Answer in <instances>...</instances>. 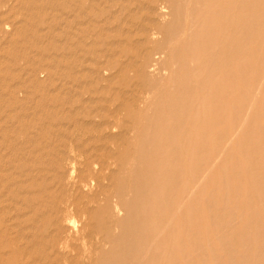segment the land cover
<instances>
[{
    "label": "rangeland",
    "instance_id": "1",
    "mask_svg": "<svg viewBox=\"0 0 264 264\" xmlns=\"http://www.w3.org/2000/svg\"><path fill=\"white\" fill-rule=\"evenodd\" d=\"M2 2H4L3 4H2V2H0L1 4H0V40H1V42L2 41H4L3 42V44H1V42H0V50H2V48H3V50L2 51H0V56L2 57H0L1 59H0V91H1V93H0V103H1V106H0V122L2 123V121H3V123H2V125L1 126H3L2 128H1V126H0V145L2 146V147H0V171L2 172V173H0L1 174V176H0V196L2 197V198H0L1 200H0V204H2V205H0V235H2V237L0 236V264H33V262L35 263V264H38V262H39V264H61V263H63V264H102V260H104V259H107L108 257L110 258L112 255H111V250H112V247L114 246V244H112V241L114 240V242L116 243V246H117V249H116V253H118V255L120 254V250L124 247V249H125V246H126V243L128 242V241H130L129 240V238H130V236H128V234H126V233H124V229L123 228H121V227H119V224H120V221H121V218H122V216L121 217H117V215H115L113 212V207H112V202H113V200H118L119 199V196H120V194H125L126 196H127V194H128V198L130 197V199H132V197L134 196V194L133 193H131V191H132V184H131V182L130 181H128L129 180V177L127 176V174H125V173H127L128 171H129V167H130V160H131V158H134V153L136 154V149H132L133 151L132 152H130V153H126V150H127V147H120V150H119V148H116L115 146H113V145H109V144H102V143H100V142H97V143H99V145L96 143V140L94 141V140H91L92 139V137L91 136H93V137H95L96 135L97 136H100L98 133L97 134H95L96 132V124L95 123H99V118L97 119V118H95V115H106V113L108 112L107 110H109L111 113L115 110L116 111V106L118 105V102L120 101V102H123V96H120L119 95V93L120 92H126L127 91V93H128V91L130 92V90H127V89H125V91H124V89L122 88V86H120L119 84H116V85H113V86H111L112 88H110L109 87V85L108 84H106L105 82H100V80H97V73L95 72L96 71V67L99 65V64H104V62H106V60H104V59H108L107 61H109V59H110V61H119V60H121V61H119V63H122V65H124V64H126V63H128V61H129V57H125V55H122V53L123 52H121V50H126L125 52H128V54L130 53V54H132L133 52H134V48H135V46L134 45H130V41L129 40H132L133 38V36H131V37H129V38H127V40H126V37H128V36H123V35H127V33H129V34H132V30H134L133 29V27H134V24L136 25V24H141V22L142 23H144L143 21H141V20H137V19H135V20H137L136 22L135 21H133L134 20V17L133 16H135L133 13H132V11L134 12V10H135V8L137 9V8H140L142 5H141V3L140 2H142L143 4H144V2L143 1H145V0H120L119 1V5H116L117 4V2H116V0H87L88 2H86L85 0H68L69 2H67V0H61V2L59 1V0H51V1H53V3L50 1V0H47V3H46V5L43 3V1H46V0H1ZM31 1H33V2H31ZM38 1H39V3H38ZM57 1H59L61 4H57ZM95 1V2H94ZM108 1V2H107ZM127 1H129V2H127ZM130 1L132 2V4L130 3ZM136 2L135 4H133L134 2ZM179 1H181V2H179ZM190 3L191 2H193L194 0H192V1H190V0H188ZM206 2V5H207V10L208 9H211L212 8V6L213 7H216L217 5H219V6H224V4L226 5L225 7H230V6H232V8L234 7V8H237L236 7V4H238V0H212V2H211V0L209 1V0H205ZM208 1V2H207ZM29 2V3H28ZM79 4V5H77V3ZM81 2V3H80ZM86 2V3H85ZM100 2V3H99ZM113 4H112V3ZM178 2H179V4H178ZM214 2H216V3H214ZM220 2V3H219ZM225 2V3H224ZM227 2V3H226ZM236 2V3H235ZM26 3H28V4H26ZM30 3H31V6H30ZM33 3V4H32ZM49 3V4H48ZM56 3V4H55ZM65 3V4H64ZM85 3V4H84ZM88 3V4H87ZM96 3H98V4H96ZM105 3V4H104ZM109 3V4H108ZM116 3V4H115ZM182 3V0H176V3H175V9L176 10H174V12H175V15H174V18L176 19V22H174L175 23V25H174V23L171 25V26H169V27H167V28H165V29H162V32H164L165 33V31H168V30H170V29H172L174 26V28H173V30H182L183 32L184 31H186V33L187 32H191V30L189 29L190 27H188V25H186V23L184 22V21H186V11H184L185 9H184V6H185V2L183 1V3ZM197 3H200V5L202 4V3H204L203 2V0H195L194 1V3H192L193 4V6L195 7V6H197ZM208 3V4H207ZM209 3L210 4H212L211 6L209 5ZM219 3V4H218ZM229 3V4H228ZM235 3V4H234ZM36 4H37V6H36ZM62 4H64V6H62ZM67 4H69V5H71L70 7H69V5H67ZM100 4H102V5H100ZM103 4H104V6H103ZM107 4H108V6H107ZM111 4H112V6L115 4V8H113L112 6H111ZM128 4V5H127ZM130 4V5H129ZM140 4V5H139ZM195 4V5H194ZM220 4H223V5H220ZM228 4V5H227ZM29 7H28V6ZM59 5V6H58ZM65 5H66V7H65ZM86 7H85V6ZM94 5V6H93ZM100 5V6H99ZM106 5V6H105ZM109 5L111 6V7H109ZM124 5H126L125 6V8H124ZM4 6V7H3ZM20 6H21V8H20ZM68 6V7H67ZM98 6V7H97ZM211 8H210V7ZM16 7L18 8V9H16ZM79 7V8H78ZM93 7V8H92ZM134 9H133V8ZM182 7H183V9H182ZM5 8V9H4ZM20 8V9H19ZM64 8H66V9H64ZM70 8H71V10H70ZM75 8V9H74ZM84 8H85V10H84ZM89 8H91L90 10H89ZM100 8V9H99ZM106 8V9H105ZM112 9V10H110V9ZM122 10H121V9ZM4 9V10H3ZM14 9V10H13ZM34 9V10H33ZM39 9V10H38ZM49 9V10H52V11H47V10ZM103 9H104V11H109L110 13H108V11L107 12H103ZM114 9V10H113ZM119 9V10H118ZM130 10V12H128L129 10ZM12 10V11H11ZM24 10V11H23ZM29 10V11H28ZM59 10H60V12H59ZM79 10V11H78ZM89 10V11H88ZM101 12H100V11ZM121 11V13H120V15H119V13H118V15H116L117 13H115V11L116 12H118V11ZM178 10H180V11H178ZM256 8L253 10V14L255 15V14H257V12H258V10H256ZM11 11V12H10ZM36 11V12H35ZM37 11H39L38 13H37ZM55 11L56 12H59V13H57L58 14V16L57 15H55ZM71 13H70V12ZM98 12L99 11V13H96V12ZM123 11V12H122ZM208 11H210V10H208ZM234 9L231 11V16L233 15V17L232 18H236L237 17V19H235L236 21H239V20H241V22H242V19H239V17L241 16V14H242V11H240V8H237V10L235 9V15H234ZM44 12H47L46 14H44ZM53 12V13H52ZM61 12H64V13H61ZM127 12V13H126ZM184 12H185V15H184ZM190 12H191V10H190ZM26 13H28V15L26 14ZM41 13V14H40ZM74 13H76L77 14V16H76V14H74ZM78 13H79V15H78ZM85 13V15H83ZM95 13V14H94ZM101 13H103V14H101ZM114 13V14H113ZM132 15V16H129L130 14ZM178 13V14H177ZM3 14V16H1ZM52 16H50V15ZM54 14V15H53ZM87 14L89 15H92V16H90L89 17V19L87 18L88 16H87ZM97 15L96 16V19H95V16L94 15ZM107 14V15H106ZM122 14H123V16H122ZM128 14V15H127ZM179 14H181V15H179ZM183 14V15H182ZM190 14V13H189ZM194 12L192 13L191 12V14L189 15V16H191V17H193L194 15ZM7 16V17H4V16ZM10 15V16H9ZM41 15V17H39ZM44 15V16H43ZM46 15V16H45ZM75 15V16H74ZM107 17H105V16ZM195 15H196V13H195ZM56 16V17H55ZM65 16V17H64ZM84 16V17H83ZM87 16V17H86ZM98 16H100V18L98 17ZM111 16V17H110ZM120 18H119V17ZM121 16L122 17H124V18H121ZM128 17V21L126 20V18ZM62 17V18H61ZM64 17V18H63ZM68 17V18H67ZM70 17H73V18H71V21H73L72 23L70 22ZM76 17V18H75ZM85 17H86V19H85ZM110 17V18H109ZM133 17V18H132ZM50 18V19H49ZM52 18V19H51ZM58 18H60L62 21L61 22H58V24H57V21L59 20ZM77 18H80V19H77ZM105 18V19H104ZM114 18L116 19V20H114ZM118 18V19H117ZM131 18H132V20H131ZM13 19V20H12ZM39 19V20H38ZM64 19H65V21H64ZM73 19V20H72ZM76 19V20H75ZM108 19V20H107ZM111 19V20H110ZM123 19H125L124 21H125V23L123 22ZM130 19V20H129ZM178 19V20H177ZM40 20H43V21H40ZM50 20V21H49ZM79 20V21H78ZM90 20L92 21V22H90ZM102 20V21H101ZM11 21V22H10ZM19 23H18V22ZM22 21H23V23H22ZM40 21V22H39ZM47 21H49L50 23H47ZM55 21V22H54ZM60 21V20H59ZM64 21V22H63ZM96 21V22H95ZM106 21V24L104 23ZM112 23H111V22ZM117 21V22H116ZM118 21H120V22H118ZM140 21V22H139ZM177 21H178V23H177ZM16 22V23H15ZM78 22V23H77ZM84 22H86V23H84ZM95 22V23H94ZM109 22V23H108ZM115 22H116V24H115ZM127 22V23H126ZM129 22V23H128ZM2 23V24H1ZM9 23H10V25H13L12 27H11V29L10 30H6L5 28H6V26L4 25V24H6V25H9ZM28 25H27V24ZM40 23V24H39ZM44 23H46L45 25H44ZM53 23V24H52ZM59 23H60V25H59ZM65 23H67L66 25H64ZM75 23H77V24H74ZM79 23H80V25H79ZM83 23V24H82ZM134 23V24H133ZM17 24V25H16ZM20 24V25H19ZM43 26H42V25ZM55 24V25H54ZM72 24V25H71ZM82 24V25H81ZM87 26H86V25ZM88 24H89V26L91 25V24H93V25H91L90 27H88ZM96 24V25H95ZM125 24V25H124ZM129 24V25H128ZM182 24V25H181ZM186 25V27H184L185 25ZM5 26V28H4V26ZM49 26L48 28H45V27H47V26ZM63 25V26H62ZM69 25V26H68ZM104 25V26H103ZM118 27V28H116V26ZM119 25V26H118ZM123 25V26H122ZM131 25H133V26H131ZM240 25V24H239ZM238 25V26H239ZM3 26V27H2ZM35 26V27H34ZM42 26V27H41ZM53 26V27H52ZM64 26L65 27H67V28H65L64 30H62L63 28H64ZM73 26H74V28H73ZM83 26H84V29H83ZM97 26V27H96ZM108 26V27H107ZM112 26H115V27H112ZM125 26H126V28H125ZM130 27V28H127V27ZM173 26V27H172ZM235 26L237 27V25L236 24H234V26H233V28H231V29H226V30H223L222 29V33H219V38H222L221 40L223 41V38L225 37V35L228 37V36H230L231 34H233V33H235ZM30 27V28H29ZM107 27V28H106ZM121 27V28H120ZM183 27H184V30H183ZM18 28V29H17ZM28 28H29V31H28ZM33 28V29H32ZM42 28V29H41ZM57 28V29H56ZM71 28V29H70ZM87 28V29H86ZM106 28V29H105ZM111 28L113 29V30H111ZM122 28H125V30H123V31H121L122 30ZM177 28V29H176ZM187 28V29H186ZM40 29H41V31H42V33L41 34H39L40 33ZM48 29V30H47ZM67 29V30H66ZM69 29V30H68ZM73 29V30H72ZM78 29H79V31H78ZM87 31H86V30ZM93 29V30H92ZM107 29H109L110 31L109 32H111V33H108V30ZM115 29V30H114ZM118 29H119V31H118ZM168 29V30H167ZM186 29V30H185ZM189 29V31H187ZM14 30V31H13ZM44 30H46L47 31V35H46V31H44ZM53 30V31H52ZM56 30H61L60 32H59V35H58V31H56ZM75 30V31H74ZM85 30V31H84ZM90 30V31H89ZM93 32H92V31ZM102 30H103V32H102ZM107 30V31H106ZM128 30H129V32H128ZM228 30V31H227ZM33 31V32H32ZM44 31V32H43ZM51 33H50V32ZM64 31V32H63ZM106 31V32H105ZM116 31H118V33H119V36H118V33H116ZM181 31V32H182ZM233 31V32H232ZM4 32V33H3ZM15 32V33H14ZM30 32V33H29ZM38 32V33H37ZM55 32H56V34H55ZM66 32V33H65ZM76 34H75V33ZM81 34H80V33ZM89 32V33H88ZM91 32V33H90ZM97 32H99L98 34H97ZM121 32V33H120ZM126 32V33H125ZM223 32H225V33H223ZM13 33V34H12ZM18 33H19V35H18ZM33 33V34H32ZM37 33V34H36ZM49 33V34H48ZM63 34L62 35V37H60L61 35L60 34ZM88 33V34H87ZM106 33H108V35L106 34ZM231 33V34H230ZM10 34V35H9ZM27 34V35H26ZM31 34V35H30ZM35 34V36H33ZM51 34V35H50ZM54 34H55V36H54ZM79 36H78V35ZM102 34H106L104 37L102 36ZM110 34H114L113 36L111 35L110 36ZM115 34H117V36H115ZM122 34V36L124 37H122V36H120ZM222 34H225V35H222ZM33 38H31L30 36ZM42 35V36H41ZM43 35H46V37L44 38L43 37ZM49 35V36H48ZM57 35V36H56ZM80 35L82 36V38H84V39H82L81 37H80ZM4 36V37H3ZM36 36H40V39L39 38H36ZM90 36V37H89ZM91 36H93V38L91 37ZM100 36V37H99ZM221 36H223V37H221ZM16 37V39H14ZM28 37V38H27ZM35 37V38H34ZM76 37V40L74 41H72V39H74ZM94 37H98V39L97 40H95V38ZM101 37H103L102 39H101ZM106 37V38H105ZM118 37V38H117ZM120 37V38H119ZM227 37H225V38H227ZM5 38V39H4ZM27 38V39H26ZM114 38V39H113ZM225 38H224V40H225ZM35 39V40H34ZM57 39H59V41L57 40ZM62 39V40H61ZM80 39V40H79ZM86 39H90L89 41L88 40H86ZM116 39V40H115ZM117 39H119V40H117ZM129 39V40H128ZM22 40V41H21ZM27 40H29V41H27ZM44 40H46V41H44ZM48 40V41H47ZM50 40V41H49ZM53 40H54V42H53ZM85 40V41H84ZM111 40V41H110ZM21 41V42H20ZM32 41H33V44H32ZM39 41L41 42V43H39ZM55 41H57V42H55ZM63 41V42H62ZM98 43H97V42ZM102 41V42H101ZM114 41H116V42H114ZM119 41V42H118ZM27 42V43H26ZM31 42V43H30ZM44 42V43H43ZM52 42V43H51ZM61 42V43H60ZM65 42V43H64ZM71 42V43H70ZM80 42V43H79ZM84 42H86V44L87 45H84ZM88 42V43H87ZM93 42V43H92ZM99 42H100V45H99ZM107 42H109V43H107ZM132 42V41H131ZM255 42V44H251L250 45V47L252 48V49H254L255 48V50L256 49H258L259 47V45H258V43L256 42V41H254ZM253 42V43H254ZM20 43V44H19ZM23 43H25V44H23ZM50 43V44H49ZM53 43H55V44H53ZM58 45H57V44ZM59 43H60V45H59ZM63 43V44H62ZM67 43V44H66ZM81 45V43H83V46H80L79 44ZM90 43H92L93 45H91ZM111 43H113V44H111ZM119 43H121V44H119ZM257 43V44H256ZM8 46H7V45ZM35 44H39L40 46H36ZM47 44H49L50 45V47L48 46L47 47ZM51 44H53V46L51 45ZM66 44V45H65ZM74 44V45H73ZM75 44H77V47L78 46H80L79 48H77L76 46H75ZM95 44V45H94ZM98 44V45H97ZM107 44H108V46H107ZM111 44V45H110ZM116 45L117 44V46H119L118 48H115V47H113L112 45ZM119 44V45H118ZM123 44V45H122ZM128 44V45H127ZM12 45V46H11ZM17 45H19V46H17ZM23 45V46H22ZM30 45V46H29ZM45 45V46H44ZM61 45H63V46H61ZM68 45V46H67ZM89 45H91V50H90V48H88L89 47ZM104 45V46H103ZM110 45V46H109ZM114 45V46H115ZM121 45V46H120ZM125 45V46H124ZM126 45H127V49H126ZM22 46V47H21ZM60 46V47H59ZM72 46V47H71ZM87 46V47H86ZM97 47L96 49L97 50H95V48L93 49V47ZM12 47V48H11ZM52 47H54V48H56V49H53ZM58 47V48H57ZM67 47H68V49H67ZM76 47V48H75ZM83 47V48H82ZM105 47V48H104ZM125 47V48H124ZM19 48H22V49H19ZM37 48V49H36ZM42 49V50H39V49ZM47 48V49H46ZM52 50H51V49ZM62 48V49H61ZM70 48V49H69ZM72 48H74L73 50H75V51H77L76 53H75V51L73 52H71V50H72ZM101 48V49H100ZM113 48H115V49H117V53H116V50L115 49H113ZM124 48V49H123ZM178 48H179V46H178ZM80 49V52L78 51ZM105 49V50H104ZM118 49L120 50L119 52H121V53H119L118 52ZM177 49V48H176ZM29 50V51H28ZM31 50V51H30ZM47 50V51H46ZM49 50V51H48ZM69 53H67L66 51ZM81 50H82V52H81ZM86 50V51H85ZM95 50V51H94ZM99 50V51H98ZM101 50V51H100ZM104 50V51H103ZM115 50V51H114ZM4 51V52H3ZM36 51V52H35ZM54 51H55V53H54ZM87 51H88V53H87ZM92 51H94V53L92 52ZM107 51V52H106ZM13 52V53H12ZM21 52V53H20ZM28 52H31V53H28ZM33 52V53H32ZM41 52V53H40ZM47 52V53H46ZM79 52V53H78ZM85 52V53H84ZM2 53V54H1ZM12 53V54H11ZM24 53V54H23ZM42 53H45V54H42ZM98 53V54H97ZM100 53V54H99ZM101 53H103V54H101ZM109 53V54H108ZM119 54V55H116V54ZM36 54V55H35ZM40 54V55H39ZM67 56H66V55ZM70 54H71V56H72V58L70 57L69 58V56H70ZM90 54V55H89ZM7 55V56H6ZM57 55V56H56ZM75 55V56H74ZM95 55V56H94ZM109 55H112V57L111 56H109ZM114 55H116V56H114ZM120 55H122L123 56V58L122 57H120ZM257 55H258V59H256V57H257ZM259 55H261V54H256L255 55V59H254V63H256L257 61H259L260 62V60H262V58H263V56L262 57H260ZM18 56V57H17ZM31 56V57H30ZM61 56V57H60ZM63 56H64V59H63ZM102 56H104V58L102 57ZM107 56V57H106ZM3 57H6V58H3ZM22 57V58H21ZM37 57H40V59L39 58H37ZM55 57V58H54ZM99 59H98V58ZM114 57V58H113ZM10 58H12V59H10ZM19 58V59H18ZM37 58V59H36ZM60 58V59H59ZM66 58H68V60L69 61H67V59ZM74 58H76V60H78V61H76ZM97 58V59H96ZM126 58V59H125ZM259 58H261L260 60H259ZM22 59V60H21ZM36 59V60H35ZM51 59V60H50ZM66 59V60H65ZM71 59V60H70ZM93 59V60H92ZM123 59H125V60H123ZM9 60V61H8ZM34 60V61H33ZM44 61V63H41V61ZM54 60V61H53ZM61 60V61H60ZM73 60V61H72ZM74 60L76 61V62H74ZM81 60V61H80ZM90 60V63H91V60L93 61L92 63V65L93 66H91V64L88 62V61ZM99 60H101V61H99ZM256 60V61H255ZM31 61V62H30ZM34 63H33V62ZM42 61V62H43ZM45 61H47V62H45ZM53 63H52V62ZM58 61H60V63H62V65H59L60 63L58 62ZM65 61H66V63H65ZM72 61V62H71ZM85 63H84V62ZM51 62V63H50ZM68 62V63H67ZM98 62V63H97ZM38 63V64H37ZM49 63H50V65H49ZM75 65H74V64ZM181 63H183V62H180L179 61V64L181 65ZM198 63L200 64V65H203L205 62H204V60H200V61H198ZM1 64H2V66H1ZM4 64V65H3ZM13 64H14V66H13ZM16 64V65H15ZM36 64V65H35ZM66 64V65H65ZM67 64H68V66H67ZM73 64V65H72ZM80 64V65H79ZM85 64V65H84ZM89 64V65H88ZM94 64L95 65H97L96 67L94 66ZM26 65V66H25ZM32 65H34L33 67H32ZM78 65H79V67H78ZM84 65V66H83ZM87 65V66H86ZM17 66V67H16ZM46 68H45V67ZM50 68H48V67ZM56 67V68H53V67ZM59 66V67H58ZM73 68H71V67ZM75 66V67H74ZM89 66H91V67H93V68H90ZM260 65H257L256 66V64H255V66L253 67V69H258V67H259ZM23 67V68H22ZM28 70H30V71H32L31 73L30 72H28L25 68ZM30 67V68H29ZM37 67H38V70H37ZM63 67V68H62ZM84 67V68H83ZM89 67V68H88ZM95 67V68H94ZM255 67H257V68H255ZM69 68H70V70L72 71H70L69 70ZM85 68H87V70H89V72H90V70H91V73H89L90 75L88 76V71H86V73H85V70L83 71V69H85ZM14 69H16V70H14ZM48 69V70H47ZM68 69V70H67ZM79 69L80 70H82V71H79ZM11 70V71H10ZM64 70H66L67 72H65ZM76 72H75V71ZM14 71H15V73H14ZM23 71V72H22ZM35 71V72H34ZM36 71H38V72H36ZM64 71V72H63ZM179 71V70H178ZM177 71V72H178ZM256 71V70H255ZM14 74H13V73ZM44 72H46L47 74H45ZM63 73V74H61V73ZM78 72V73H77ZM93 72H94V75H93ZM181 71H179L178 73H176V74H174L175 76V78L174 79H176L177 80V84H176V86H177V88L179 89V87H181V85H182V80H183V75L180 73ZM7 73H9L10 75L12 74V76H10V75H7ZM17 73V74H16ZM67 73H68V75H69V73H71L69 76H67ZM85 73V74H84ZM28 74V76H25V75H27ZM36 74V75H35ZM42 74V75H41ZM61 74V75H60ZM64 74H66V76L68 77H64ZM77 74H79V76L77 75ZM96 74V75H95ZM179 74V75H178ZM29 75H31V76H29ZM63 75V76H62ZM80 75L82 76V77H80ZM93 75V76H92ZM25 76V77H24ZM45 78H44V77ZM74 76V77H73ZM78 76V77H77ZM83 76H87V77H89L88 79H87V77H83ZM94 76H96V77H94ZM180 76V77H179ZM259 77L260 76V73H258V72H254V76H253V74H252V78H253V81L254 82H256L257 80H258V78H254V77ZM21 77V78H20ZM29 77V78H28ZM49 77V78H48ZM64 77V78H63ZM72 77V78H71ZM260 77H262V76H260ZM259 77V78H260ZM17 78V79H16ZM25 78H26V80H25ZM58 78V80L60 81V83L58 82V80H56ZM80 78H81V80H80ZM83 78V79H82ZM178 78V79H177ZM13 79H15V80H13ZM56 81H55V80ZM77 80L78 81V79L80 80V81H78V83H76L77 81H75V80ZM90 79V80H89ZM95 81H94V80ZM182 79V80H181ZM255 79V80H254ZM40 80H41V82H40ZM180 81V83H179V81ZM10 81V82H9ZM55 81V82H54ZM73 81H75V85H74V82ZM96 81H97V83H96ZM18 82V83H17ZM63 82V83H62ZM68 82H71V83H69L68 84ZM2 83V84H1ZM30 83V84H29ZM57 83V84H56ZM91 83H92V85H91ZM93 83H94V85H93ZM101 83V84H100ZM102 83H104V84H102ZM12 84H13V87H12ZM23 84V85H22ZM175 84V83H174ZM173 84V85H174ZM27 85V86H26ZM56 85V86H55ZM60 85V86H59ZM80 85L82 86H86L85 88L86 89H84L85 91H83V89H79L78 87H80ZM166 85V84H165ZM169 85V84H168ZM6 86V87H5ZM8 86V87H7ZM10 86V87H9ZM68 86H70V87H68ZM71 86H73V87H71ZM102 86V87H101ZM105 86V87H104ZM12 87V88H11ZM18 87V88H17ZM47 87H49V88H47ZM89 88V90H88V88ZM108 87V88H107ZM68 88V89H67ZM73 88H75V89H73ZM77 88H78V90H80V91H78V92H76V90H77ZM84 88V87H83ZM102 88V89H101ZM104 88H107L106 89V95H108L107 97L106 96H104L105 95V92L103 93V92H101V91H104L103 89ZM109 88H110V90H109ZM4 89V90H3ZM12 89V90H11ZM14 89V90H13ZM41 89V90H40ZM53 89H55V90H53ZM71 89H72V91H71ZM196 89V88H195ZM194 89V90H195ZM49 90V91H48ZM58 90H60V91H58ZM69 90V91H68ZM118 90V91H117ZM20 91H21V93H20ZM46 91V92H45ZM82 91V92H81ZM100 91V92H99ZM169 91H170V89H169ZM239 91H240V89H239ZM53 92V93H52ZM56 92L58 93L57 95H56ZM64 94L63 96H64V98H63V96H62V93ZM91 92H92V94H91ZM109 92V93H108ZM117 92H118V94H117ZM178 91H170L169 93H177ZM195 92L198 94V92L195 90L194 91V94H195ZM4 93H7V94H4ZM40 93V94H39ZM45 93V94H44ZM60 93H61V95H60ZM65 93H67L68 94V96L65 94ZM88 93V94H87ZM101 93H103V94H101ZM79 94V95H78ZM94 94H95V96H94ZM103 95V96H101V95ZM197 94H195V95H197ZM2 95H3V97H2ZM5 95H7V96H5ZM59 95V96H58ZM91 95V96H90ZM194 95V96H195ZM4 96H5V99H4ZM16 96V97H15ZM39 96V97H38ZM65 96H67L66 97V99H65ZM79 96V97H78ZM8 97V98H7ZM44 97V98H43ZM52 97L54 98V99H52ZM62 97V98H61ZM82 97V98H81ZM20 98H21V100H20ZM34 98V99H33ZM67 98H68V101H67ZM75 98H77V99H75ZM81 98V99H80ZM110 98V99H109ZM4 99V100H3ZM12 99V100H11ZM25 99H29V100H25ZM64 99V100H63ZM70 99V100H69ZM71 99H73V100H71ZM78 99H80V102L78 103ZM83 99V100H82ZM88 99V100H87ZM96 103L97 101V104H95L94 102H92V100ZM101 99L102 100H104V101H106V102H104V101H101ZM108 99V100H107ZM115 99V100H114ZM54 100V101H53ZM59 100V101H58ZM65 101L66 100V102H64L65 104H63V101ZM74 100L75 101H77V103L76 102H74ZM87 100V101H86ZM89 100H91L90 101V103H94V104H90V103H88L89 102ZM112 101L111 102V104H109V103H107L108 101ZM23 101H24V104H23ZM27 101V102H26ZM30 101V102H29ZM38 101V102H37ZM71 101H73V104H74V107H73V105H72V103H71ZM85 101H86V103H85ZM100 101L101 102H103V104L102 103H100ZM109 101V102H110ZM115 103H114V102ZM5 102V103H4ZM11 102H12V104H11ZM35 102V103H34ZM8 103V104H7ZM16 103H17V105H16ZM33 103H34V105H33ZM70 103V104H69ZM101 105H100V104ZM105 103V104H104ZM107 103V104H106ZM112 103H114V104H112ZM116 103H117V105H116ZM4 104V105H3ZM31 106H30V105ZM38 104H40V105H38ZM49 104V105H48ZM67 104V105H66ZM99 104V107L98 106H95V107H93L94 105H98ZM60 105V106H59ZM66 105V106H65ZM72 105V106H71ZM83 105H85L86 107H88V109L86 108V107H83ZM110 105V106H109ZM112 105H113V107H112ZM115 105V106H114ZM8 106V107H7ZM16 106H17V108H16ZM90 106H92V108H94V109H91L90 108ZM103 106V107H102ZM39 109H38V108ZM45 107H46V109H45ZM101 107H102V109H101ZM109 108V109H107V108ZM7 108V109H6ZM47 108H49V109H47ZM103 108L104 109H106V112L103 110ZM26 109H28V110H26ZM37 111H36V110ZM51 109H53V111L51 110ZM63 109H65V110H63ZM100 109V112H102L103 111V114L102 113H100L99 111H97V110H99ZM24 110H25V112H24ZM31 110V111H30ZM47 110V111H46ZM52 111V113H50L49 111ZM89 110H91V112L89 111ZM136 110H139V109H137L136 108ZM229 110V109H228ZM13 111V112H12ZM26 111H29V112H26ZM114 111V112H115ZM230 111H232V110H229V111H227V109H226V115H227V112H228V114H230ZM62 114V118L60 119V113ZM70 112H72V113H70ZM97 114H96V113ZM110 112H108V113H110ZM10 113H12V114H10ZM22 113V114H21ZM24 113V114H23ZM36 113H37V115H36ZM46 113L48 114V115H46ZM58 113H59V115H58ZM68 113V114H67ZM107 113V114H108ZM15 114V115H14ZM16 114H18V115H16ZM34 114V115H33ZM53 114V115H52ZM57 114V115H56ZM67 115V119L65 118V116ZM75 114V115H74ZM76 114H78V115H76ZM92 114H94V115H92ZM24 117H23V116ZM31 115V116H30ZM40 115V116H39ZM65 115V116H64ZM68 115H70V116H68ZM73 115V116H72ZM93 116V119H92V116ZM22 116V117H21ZM38 116H39V118H38ZM57 116H58V118H57ZM64 116V117H63ZM8 118V120H6L7 118ZM28 117V118H27ZM31 117V118H30ZM44 117V118H43ZM47 117V118H46ZM69 117H70V119H69ZM3 118H4V120H3ZM10 118V119H9ZM24 118V119H23ZM34 118H35V120H34ZM38 118V119H37ZM42 118L44 119L43 121H42ZM63 118H65V119H63ZM21 119V120H20ZM54 119V120H53ZM55 119H56V122H55ZM95 119H97V120H99V121H97V120H95ZM10 120V121H9ZM80 120V121H79ZM227 120H230V121H226V122H222L221 124L222 125H219V126H217V127H215L213 130H212V132H211V134H210V136H209V143H208V147L206 148V150L207 151H205V153L207 154V156L208 157H210V158H208L209 160L208 161H210L211 160V158L213 157H215L214 159H213V161L211 160L210 162H207L208 163V165H209V163H210V165L209 166H212V165H214V163L217 161L216 160V152L217 151H219V152H224L225 150H226V153H224V159L226 158V165L227 166H225L226 168L224 169V170H222L221 168V164H218L217 166H216V168L215 169H213V171L211 172V174L215 171V173L214 174H212V176H209V177H211L210 179H208L206 182V186H205V189H203V192L204 191H206L204 194H202V191L198 194V199H199V203L201 202L202 203V205H200V214H191V215H189V220H190V218H191V220L189 221L188 220V225L187 226H189V224H190V226L188 227V231L187 232H183L182 231V227H181V224H182V221H181V219H177L178 220V222H177V220L175 221V227H176V230H174V231H168V233H166V234H168V236L167 237H165L164 239H162V243H161V247H162V251H163V254L165 255H163L162 256V259L160 260V262L158 263V264H166V262H167V260H168V258L170 257V256H168V253H171V252H173V254H172V256L174 257V258H177V261H178V264H180V262H181V264H186V262H185V260H184V258H183V254H184V256H185V259H186V261H190V262H192V264H201L202 262L204 263H206V264H229V263H231V264H246V259H243L242 260V256H243V249H242V242H243V240L242 239H246L247 240V244L248 243H251L252 245H254V246H256V248H263V246H264V238L262 239V238H258L253 232H251L250 233V237H251V239H250V237H249V232H248V230H247V226L249 225V223L250 222H252L253 220H255L256 221V218L255 219H253V220H251V217H249V216H247L246 214L243 216V214H244V210H245V208H246V206H245V204H244V200L243 199H245L246 197H247V195H252V200H254L253 202H252V204H251V208L253 209V210H255L256 212H258L259 211V202H258V198L256 197V192H254L253 191V188L251 187V184L249 183V181H248V178L246 177V175H247V173L246 172H252L253 173V175L255 176V178L256 179H258V181H259V183H264V158H263V160H262V163H260L259 162V158L258 157H256L254 154H248L250 157H251V161H249V163H247L246 161V159L244 158V157H240L239 155H238V148L236 147V144H237V140H234V143L235 144H232L231 145V148H230V146H229V141L231 140V134L233 135L234 134V132L233 131H230V130H232V123H231V119H230V115H229V118L227 119ZM264 118H259L258 119V121H259V123H258V121H257V123H258V128L260 129V130H264ZM9 121V122H8ZM12 121V122H11ZM29 121H30V123H29ZM89 121V122H88ZM91 121V122H90ZM35 122V123H34ZM78 122V123H77ZM87 122V123H86ZM92 122H95V123H93L92 124ZM229 124H228V123ZM9 123V124H8ZM49 123V125H47ZM60 123V124H59ZM88 123H90V124H92V125H88ZM39 124V125H38ZM57 124V125H56ZM77 124V125H76ZM85 124H87L86 125V127H85ZM5 125V126H4ZM56 125V126H55ZM65 125V126H64ZM93 125H95V126H93ZM54 128H53V127ZM81 128H80V127ZM88 126V127H87ZM92 126V127H91ZM227 126V127H226ZM5 127V128H4ZM12 127H13V129H12ZM30 127V128H29ZM51 127V128H50ZM58 127V128H57ZM70 127H71V129H74V132H73V130L72 131H70V130H67V129H70ZM89 127H91V128H89ZM220 127V128H219ZM228 127H230V128H228ZM255 127H256V125H255ZM263 127V128H262ZM56 128H57V130H56ZM62 128V129H61ZM84 128H86V130L84 129ZM217 128H218V130H219V132H222V133H224V135L222 134V133H219V132H217L218 130H217ZM222 128V129H221ZM18 129V130H17ZM39 129V130H38ZM64 129V130H63ZM66 129V130H65ZM84 129V132L82 131ZM226 129H228L227 131L228 132H232L231 134L229 133L228 134V132L226 131ZM230 129V130H229ZM11 130V131H10ZM22 130V131H21ZM33 130H35V131H33ZM45 130V131H44ZM49 130H51L50 132H48ZM87 130H88V132H93L92 134H90V133H88L87 132ZM215 130H216V132H215ZM10 131V133L8 134V132ZM17 131V132H16ZM47 131V132H46ZM61 131V132H60ZM67 131V132H66ZM68 131H70V132H72L71 134H70V132H68ZM15 132V133H14ZM21 132V134H19ZM26 132V133H25ZM35 132H37V133H35ZM39 132V133H38ZM42 132V133H41ZM44 132V133H43ZM55 132V133H54ZM65 132H66V134H65ZM264 132V131H263ZM25 133V134H24ZM34 133V134H33ZM48 133V134H47ZM50 133V134H49ZM54 133V134H53ZM85 133V134H84ZM39 134L42 136H39ZM69 134H70V136H69ZM75 134V135H74ZM83 134H84V137L86 138V140H84L85 138L83 137ZM219 134H221L220 136H219ZM11 135H14V136H11ZM23 135V136H22ZM26 135H28V136H26ZM44 135V136H43ZM58 137H57V136ZM64 135V136H63ZM86 135V136H85ZM91 135V136H90ZM167 135V134H166ZM213 137H212V136ZM217 135V136H216ZM10 136V137H9ZM24 136H25V138H24ZM36 138H35V137ZM60 136V137H59ZM62 136V137H61ZM73 136H74V139H73ZM169 136H170V133H169V135H167V137L169 138ZM218 136H219V138H218ZM227 136H230V137H227ZM4 137V138H3ZM7 137V138H6ZM18 137V138H17ZM33 137V138H32ZM56 137V139H54ZM64 137V138H63ZM69 137V139H67ZM89 137H91V139L89 138ZM182 137V136H181ZM216 139H215V138ZM44 138H45V140H44ZM52 138V139H51ZM62 138V139H61ZM77 138H78V140H77ZM82 138V139H81ZM213 138V139H212ZM225 138H226V140H225ZM229 138H230V140H229ZM11 139V140H10ZM19 139V140H18ZM23 139V140H22ZM28 139V140H27ZM33 139V140H32ZM38 139H41V140H38ZM46 139H49V142H50V140H51V142L49 143L48 142V140H46ZM61 139V140H60ZM64 139V140H63ZM81 141H80V140ZM88 139V140H87ZM94 139V138H93ZM214 140V141H212V140ZM221 139V141L222 142H220L219 140ZM13 140V141H12ZM15 140V141H14ZM30 140V141H29ZM44 140V141H43ZM63 140V141H62ZM76 140L78 141V142H76ZM84 140V141H83ZM90 140L92 141V142H90ZM18 141V142H17ZM58 141V142H57ZM65 141V142H64ZM67 141H72L71 143H69V142H67ZM75 141V142H74ZM217 141H219V142H217ZM225 141V142H224ZM15 142L17 143V145H15V147H14V144H15ZM42 142H43V144H42ZM62 142H64L63 144H62ZM88 142H90L89 143V145H88ZM93 142H95L96 144H93ZM212 142H214V143H212ZM215 142H216V144H215ZM22 143H24V144H22ZM29 143V144H28ZM33 143V144H32ZM59 143V144H58ZM74 143H79V144H74ZM86 143V144H85ZM92 143V144H91ZM218 143H219V145H218ZM61 144H62V146H61ZM73 144V145H72ZM84 144L85 145H88L90 148H88V147H84ZM91 144V145H90ZM215 144V145H214ZM227 146H226V145ZM262 144L264 145V142L262 141ZM5 145V146H4ZM21 147H20V146ZM53 145H54V147H53ZM70 145H71V147H72V151L70 150L71 149V147H70ZM108 145V146H107ZM210 145V146H209ZM212 145H214V146H212ZM216 145H218V146H216ZM25 146V147H24ZM46 146V147H45ZM59 146H61L60 148H59ZM77 146V147H76ZM80 146V147H79ZM94 146V147H93ZM181 146H182V144H180V145H178L177 147H176V149H177V154H176V159H179L180 161H181V167H180V165H178V166H175L173 163H172V158H171V150L174 148V147H172V146H170V145H165V146H163V149L161 150V153H160V157H157V159L156 158H152L151 159V164L154 166V165H156L155 167H153V169H151L152 170V175H153V177H154V180H155V182H158L157 184L158 185H160L161 183L163 184L162 186L164 187L163 188V190H161V189H159L158 191H157V193L156 194H159V196H158V198H159V200L156 202V210H158L157 212H156V218L159 220V221H163L164 222V226L166 225V223H169L170 222V219L168 218L167 220H165V218L168 216V214H169V209H170V207H173V206H178L179 204H180V202H181V191H182V189L180 190V189H178V191H175L176 193H174V192H171V190H170V183H169V178L171 177V175L173 174L174 175V177L175 176H177L178 174H179V172H180V180H181V182H182V184L184 185H188L189 187H191L192 186V188H190V190H193L194 191V184L193 183H195L194 182V180H195V178H192V175H194V174H191L190 172H188V169H189V167H188V164H187V161H188V157H187V155H186V151L183 149V148H181ZM211 146L214 148V149H212L211 148ZM221 146H224L223 147V149H222V147ZM19 147L20 148H23L21 151L22 152H20L19 153V151H20V149H19ZM56 147V148H55ZM63 147V148H62ZM65 147V148H64ZM73 147H75V148H73ZM84 147V148H83ZM218 147V148H217ZM228 149H227V148ZM2 148H3V151H2ZM18 148V149H17ZM86 148V149H85ZM100 148H103L102 150H104V153H102L103 151L100 149ZM221 148V149H220ZM29 149V150H28ZM41 149V150H40ZM49 149H51V151H53V152H49ZM55 149V150H54ZM56 149H57V152H56ZM97 149V150H96ZM106 149H108V150H106ZM123 149V150H122ZM138 149V148H137ZM167 149V150H166ZM212 149V150H211ZM232 151H231V150ZM18 150V151H17ZM47 150V151H46ZM99 150H101L100 152H99ZM110 150V151H109ZM216 152H215V151ZM37 151L39 152V153H37ZM74 151V152H73ZM107 151H108V153H107ZM138 151V150H137ZM32 152H33V154H32ZM36 152V155L34 154ZM44 152V153H43ZM62 152H64L63 154L65 155H62V154H60V153H62ZM110 152V153H109ZM227 152H229V154L227 153ZM231 152V153H230ZM23 153V154H22ZM58 153V154H57ZM88 153V154H87ZM40 154H41V156H40ZM68 154V155H67ZM87 154V155H86ZM109 154V155H108ZM163 154H166V155H163ZM231 154V155H230ZM235 156H234V155ZM29 155V156H28ZM67 155V156H66ZM111 155V156H110ZM225 155H226V157H225ZM32 156V157H31ZM49 156H50V158H49ZM63 156L65 159H66V157H67V159L66 160H61V159H64L63 157L61 158V157ZM71 158H70V157ZM108 156V157H107ZM113 156H116V157H113ZM231 156H233V157H231ZM237 156H238V160L240 159V161H234V160H232V158L233 159H236L237 158ZM35 157H37V158H35ZM41 157V158H40ZM60 157V158H59ZM168 157V159L166 160V158ZM231 157V158H230ZM4 158V159H3ZM39 158H40V160H39ZM45 158V159H44ZM127 158H129V159H127ZM159 158L161 159H163V160H159ZM15 159H16V161H15ZM48 161H47V160ZM57 159V160H56ZM69 159V160H68ZM20 160V161H19ZM30 160V161H29ZM45 162H44V161ZM55 162H54V161ZM68 160V161H67ZM71 160V161H70ZM72 160H73V162H72ZM75 160V161H74ZM116 160V161H115ZM158 160H159V162H158ZM18 162V163H15V162ZM38 162V163H40L39 165H38V163H36V165L35 166H33L34 164L33 163H35V162ZM65 161H67V162H65ZM118 161V162H117ZM22 162H23V165H21L22 164ZM43 162V163H42ZM47 162V163H46ZM53 162V163H52ZM59 162V163H58ZM70 164H69V163ZM115 164H114V163ZM129 162V163H128ZM165 162H167V163H165ZM185 162V163H184ZM235 163V164H232V163ZM238 162V163H237ZM27 163V164H26ZM44 163H46V164H44ZM71 163H73V164H71ZM108 163V164H107ZM110 163V164H109ZM113 165H112V164ZM30 164H32V167H31V165ZM43 164L45 165V166H43ZM47 164H51V165H47ZM60 166V167H58V165ZM107 164V165H106ZM163 164H165V165H163ZM169 164H171V165H169ZM212 164V165H211ZM8 165V166H7ZM18 165H20V166H18ZM27 165V166H26ZM42 165V166H41ZM74 165V166H73ZM112 165V166H111ZM119 165V166H118ZM127 165V166H126ZM151 165V166H152ZM161 165V166H160ZM234 165V166H233ZM242 165V166H241ZM4 166L5 167H7V168H4ZM13 166V167H12ZM46 166H47V168H46ZM52 166V167H51ZM64 166V167H63ZM105 166H106V171H105ZM126 166V167H125ZM148 166H150V164L149 165H147V166H145V165H140L139 164V166L136 168V172L137 173H140V172H145L146 170H147V167ZM160 167V169L161 168H164L163 170H161V173H158L159 172V168L158 167ZM171 166H172V168H171ZM248 166V167H247ZM16 167H18V168H16ZM40 167V168H39ZM56 167H57V171H58V174H59V176L58 175H56ZM110 167V168H109ZM125 167V168H124ZM168 167H170V168H168ZM234 167H237L236 169L234 168ZM245 167V168H244ZM16 168V169H15ZM36 168V169H35ZM43 168V169H42ZM50 168V171L48 170ZM113 168V169H112ZM167 168V170H165ZM233 168V169H232ZM249 168H252V169H249ZM5 169H7V171H4ZM8 169H10V172H9V170ZM15 169V170H14ZM24 169H25V171H24ZM26 169H28L27 171H26ZM39 169V170H38ZM46 169V170H45ZM115 169V170H114ZM127 170L128 169V171H125V170ZM157 169H159V170H157ZM171 169H173V170H171ZM227 169V170H226ZM12 170H14V171H12ZM20 172H18V171ZM21 170V171H20ZM45 170V171H44ZM103 172H102V171ZM108 170V171H107ZM171 170V171H170ZM181 170H184V172L182 173L181 172ZM17 171V172H16ZM31 171H34L35 172V174L32 172L31 173ZM44 171V172H43ZM100 171H101V173H100ZM116 171H117V173H116ZM165 173H163V172ZM228 171V172H227ZM4 172V173H3ZM31 173V174H29V173ZM46 172V173H45ZM51 172V173H50ZM52 172H54V173H52ZM118 172H119V174H123L122 172H124V175H118ZM225 172V173H224ZM234 172V173H233ZM237 172V173H236ZM10 173V174H9ZM14 173V174H13ZM22 173V174H21ZM27 173H28V175H27ZM39 173V174H38ZM116 173V174H115ZM190 173V174H189ZM238 173H239V177H238ZM4 174V175H3ZM7 174V175H6ZM16 174V175H15ZM55 174V175H54ZM73 174V175H72ZM99 174V175H98ZM104 174V175H103ZM149 174H151V171L149 172ZM160 174V175H159ZM163 174V176H161ZM210 174V175H211ZM226 174V175H225ZM9 175H11V179H10V176ZM25 175H27L26 176V179H25V181L23 180L24 179V177L23 176ZM101 175V176H100ZM115 175V176H114ZM220 175H221V177H220ZM29 176H31L30 178H29ZM32 176H33V178L35 177V179H33L32 178ZM55 176H58V178L59 177H61L60 179H64L65 180V182H64V180L62 181V180H60V179H58L57 177L55 178ZM96 176H99L100 177V179H99V177H96ZM127 176V177H126ZM135 176V178H136V180L138 179V175H134ZM166 176H168V177H166ZM230 176H231V182H232V180H233V182L230 184V181H229V183H228V179L230 178ZM234 176H236V177H238V178H235ZM9 177V178H8ZM13 177H15V178H13ZM18 177H19V179H18ZM39 177V178H38ZM188 177H189V179H188ZM193 177H195V175L193 176ZM28 178V179H27ZM43 178V179H42ZM67 178H68V180H67ZM70 178V179H69ZM96 178H98V179H96ZM110 180H108V179ZM112 178V179H111ZM222 180H221V179ZM223 178H224V180H226L227 181V183H228V188H230V189H224L223 188V182H224V180H223ZM22 179V180H21ZM30 179V180H29ZM32 179V180H31ZM36 179H38L39 180V182H37V180ZM45 179H46V181L49 179H54V181L52 180H50V182H46L45 181ZM211 179H213V180H215L214 182H210V181H212ZM216 179H217V181H216ZM236 179H237V181H236ZM9 180V181H8ZM34 180H36V181H34ZM48 180V181H49ZM56 180H57V182L59 181H61L60 183L58 182H56ZM163 180V181H162ZM166 180H168V181H166ZM186 180V181H185ZM191 180H193L192 181V184H191ZM210 180V181H209ZM221 180V181H220ZM1 181H2V183H1ZM9 182V184H7L6 182ZM29 181V182H28ZM34 181V182H33ZM42 181H44V186H45V188H42V187H44V186H41V188H40V185H43V184H41L40 182H42ZM70 181V184H68V182ZM84 181H86L85 183H84ZM97 181V182H96ZM99 181V182H98ZM117 181V182H116ZM166 181V182H165ZM219 181V182H218ZM223 181V182H222ZM244 181V182H243ZM258 181H257V183H258ZM20 182V183H19ZM32 184H34V185H32ZM46 182V183H45ZM82 182V183H81ZM160 182V183H159ZM185 182H187V183H185ZM215 182H217V184L215 183ZM220 182H221V184H220ZM239 183V184H237V183ZM240 182H242L243 184H244V186H242L243 184L242 183H240ZM19 185H18V184ZM22 183H25V184H22ZM28 185H27V184ZM38 183H40V184H38ZM80 183H81V185H80ZM95 184V186H93L92 188H90L89 187V184ZM125 183V184H124ZM130 183V184H129ZM167 183V184H166ZM169 183V184H168ZM210 183H211V185H210ZM214 183V184H213ZM236 184V186L237 187H239L240 189V191H242L243 192V194L241 193V192H239V193H241L240 194V198H242V200H240V199H237L236 198V196H235V194H236V191H234L237 187L235 186V184ZM11 184V185H10ZM13 184V185H12ZM36 184V185H35ZM85 184H86V186H85ZM98 184V185H97ZM100 184H102L101 185V187H100ZM234 184V185H233ZM2 185V186H1ZM15 185V187H13ZM191 185V186H190ZM220 185V186H219ZM232 185L235 187V189H234V187H233V189H232ZM246 185V186H245ZM248 185V186H247ZM21 187H23V188H21V189H24V192L22 191V190H20V188ZM27 186V187H26ZM58 187V188H56V187ZM71 186V187H70ZM105 186V187H104ZM210 186V187H209ZM216 186V187H215ZM217 186H219L218 188H217ZM17 187H18V189L20 190H18L17 189ZM25 187V188H24ZM35 187V188H34ZM39 187V188H38ZM49 187V188H48ZM54 187V188H53ZM72 187H73V189H72ZM121 187V188H120ZM127 187V188H126ZM159 187V186H158ZM244 187V188H243ZM247 187V188H246ZM9 188V189H8ZM32 188V189H31ZM47 188H48V191H46L47 190ZM53 188V189H52ZM55 188H56V190H55ZM80 189V190H78V189ZM84 188H87V189H84ZM98 188V189H97ZM108 190H107V189ZM120 188V189H119ZM149 187H147L146 189H148ZM211 188V189H210ZM213 188V189H212ZM221 190H220V189ZM3 190V193H2V190ZM4 189H5V191H4ZM18 190L17 192H16V190ZM40 189H42V191L40 190ZM105 189V190H104ZM122 189V192H120V190ZM242 189H244V190H242ZM39 190V191H38ZM52 191V190H55V191H53V192H50V191ZM71 190L73 191V192H71ZM82 190L84 191L83 193H84V195H83V193H82ZM99 190H101L100 192H99ZM125 190H127V191H125ZM165 190V191H164ZM180 190V191H179ZM217 190H219L220 191V193L222 192V193H224L225 195H227V192H228V194H230L231 196H227V197H229V198H227L228 200H229V202L228 201H223V200H225L226 198V196L225 195H223L222 196V193L220 194L219 193V191H218V194H217ZM247 190H249V191H247ZM7 191V192H6ZM9 191H11L10 192V194H8L9 193ZM59 191V192H58ZM65 191V192H64ZM79 191V192H78ZM159 191H162V194H161V192H159ZM233 191V192H232ZM20 192H23V193H20ZM26 192H28V193H26ZM31 192V193H30ZM46 192H48L49 194H50V196H49V194L47 193L46 194ZM153 192H154V190H153ZM246 192V193H245ZM2 193V194H1ZM5 193V194H4ZM14 193V194H13ZM20 193V194H19ZM27 195H26V194ZM30 193V194H29ZM34 193H35V197H34ZM54 194V197H53V195L52 194ZM55 193H57L56 195L57 196H55ZM103 193V194H102ZM155 193V192H154ZM209 193V194H208ZM210 193H212L211 195H210ZM218 195H216V194ZM7 194H8V196H7ZM12 194V195H11ZM18 194V195H17ZM25 194V195H24ZM37 194V195H36ZM180 194V195H179ZM219 194H220V199H219ZM10 195V196H9ZM16 195V196H15ZM22 196V198H21V196ZM31 195L34 197H32L31 198ZM41 195V196H40ZM59 195H61V196H63V197H60ZM81 195V196H80ZM100 195L102 196L101 198H100ZM105 195V196H104ZM119 195V196H118ZM164 195V196H163ZM203 195V196H202ZM205 195V196H204ZM209 195H210V197H209ZM237 195V194H236ZM243 195V196H242ZM6 196V197H5ZM12 196V197H11ZM16 198H15V197ZM25 196H26V199H25ZM30 196V198H28ZM79 196V197H78ZM105 198H104V197ZM108 196V197H107ZM117 196V197H116ZM162 196V197H161ZM176 196V197H175ZM213 196H214V199H216V201L214 200V202H212V204H211V206L210 207H217L215 210H216V212L214 211V213H216L215 215L217 216V220H218V223H219V221L221 220V218L223 219V218H225V219H223V221H221V223H220V225H218V224H216L215 225V223L213 222V220H211V218L213 217V215H212V217H211V211L209 210L210 209V207H208V203H207V201L212 197L213 198ZM238 196V195H237ZM242 196V197H241ZM5 198V200L7 201H5L4 200V198ZM18 197V198H17ZM82 197V199H80ZM88 197V198H87ZM178 197V198H177ZM209 199H208V198ZM231 197V198H230ZM244 197V198H243ZM7 198V199H6ZM14 198V199H13ZM67 198V199H66ZM97 200H96V199ZM100 198V199H99ZM116 198V199H115ZM161 198H163V200L161 199ZM222 198H223V200H222ZM12 199V200H14V202H12V201H10V200ZM16 199V200H15ZM19 199V200H18ZM23 199H25L24 201H23ZM41 199V200H40ZM47 199V200H46ZM63 199V200H62ZM66 199V200H65ZM90 199V200H89ZM93 199H94V201H93ZM112 199V200H111ZM202 199H203V201H202ZM205 199V200H204ZM207 199V200H206ZM233 200V202L231 201V200ZM5 202H4V201ZM26 200L28 201V203L26 202ZM31 200V201H30ZM35 200H37V201H35ZM45 200V201H44ZM67 200H69V202H67ZM212 201H213V199H211ZM240 200V201H239ZM17 201H20V202H17ZM40 201V202H39ZM49 201V202H48ZM89 201H92V202H89ZM102 201V202H101ZM10 202H12V206H11V203ZM32 203V206H31V204L30 205H27V204H29V203ZM46 202V203H45ZM215 202L217 203V204H215ZM218 202H219V204H218ZM221 202V203H220ZM226 202H228V203H226ZM241 202V204L239 205V203ZM5 203H6V205H8V206H6L5 205ZM17 204V206H19V207H21V208H17V206H16V204ZM33 203H34V205H33ZM43 203H44V205H43ZM47 203H49V204H47ZM88 203H91V204H88ZM95 203V204H94ZM98 203V204H97ZM101 203H105L104 205L103 204H101ZM232 203V204H231ZM255 203H256V205H255ZM15 204V205H14ZM22 204V205H21ZM108 204V205H107ZM204 204V205H203ZM207 204V205H206ZM213 204H215V206H213ZM220 204H223V205H227L226 206V210L225 209H223V206L222 205H220ZM236 204L238 205L237 207L238 208H236ZM5 205V206H4ZM39 207H38V206ZM45 205H48V206H45ZM53 205V206H52ZM61 205H62V208H61ZM72 205V206H71ZM88 205H92V207H95V211H94V208H92V207H88ZM103 205V206H102ZM157 205H159L158 207H157ZM166 205H168V206H166ZM206 205V206H205ZM234 205H235V207H234ZM243 205V206H242ZM15 206V207H14ZM24 206H26V207H24ZM35 208H34V207ZM44 206V207H43ZM68 206H70V207H68ZM102 206V207H101ZM218 206H220V207H218ZM224 206V207H225ZM228 206H229V208H228ZM257 206V207H256ZM6 207H7V210H6ZM13 207V208H12ZM47 207V208H46ZM50 209H49V208ZM53 207V208H52ZM100 207V208H99ZM104 207V208H103ZM221 207H222V210H220L221 209ZM231 207V208H230ZM232 207H234L233 208V210L234 211H232ZM241 208V210H240V208ZM256 207V208H255ZM25 208H27L28 210H26ZM51 208H52V210H51ZM159 208V209H158ZM169 208V209H168ZM206 208V209H205ZM207 208H208V210L210 211V214H209V212H207ZM219 208V210L217 211V209ZM4 209V210H3ZM10 209V210H9ZM13 209H14V211H13ZM16 209H18V210H16ZM34 209V210H33ZM39 209V211H37ZM43 209V210H42ZM64 211H63V210ZM90 209H92V210H90ZM99 209V210H98ZM203 209V210H202ZM237 209V210H236ZM257 209V210H256ZM36 210V211H35ZM41 210H42V212H41ZM46 210H48V211H46ZM62 210V211H61ZM78 210V211H77ZM206 210V211H205ZM7 211V212H6ZM12 211V212H11ZM45 211V212H44ZM58 211H60L59 213H58ZM90 213H89V212ZM93 211L94 212H96L97 211V213H98V216H94V217H92V213H93ZM232 211V212H231ZM5 212V213H4ZM14 212V213H13ZM19 214H18V213ZM21 212V213H20ZM28 212H30L29 214L30 215H32V214H35V215H33V217H31L29 214H28ZM48 212L50 213V214H53V215H48ZM64 212H66V213H64ZM88 212V213H87ZM161 212V213H160ZM204 212H206V214L204 213ZM223 212V213H222ZM225 212H227V213H225ZM229 212V213H228ZM233 212H234V217H235V219H234V217H233ZM4 213V214H3ZM59 215H58V214ZM63 215H62V214ZM80 213V214H79ZM107 213V214H106ZM219 213V214H218ZM25 214H27L26 216V218L28 219H24L25 218ZM46 214V215H45ZM83 214H84V216H83ZM87 214V215H86ZM88 214H89V216H88ZM114 214V215H113ZM167 214V215H166ZM204 214V215H203ZM220 214H222V215H220ZM228 214V215H227ZM7 215V216H6ZM20 215H21V218H20ZM22 215H23V217H22ZM55 215V216H54ZM123 215H125V214H123ZM208 217H207V216ZM219 215H220V217H219ZM224 215H226V216H224ZM242 215V216H241ZM13 216V217H12ZM47 216V217H46ZM51 216H52V218H51ZM59 216H61V217H59ZM63 216V217H62ZM66 216H68V217H65ZM114 216V217H113ZM210 216V217H209ZM223 216V217H222ZM227 216H229V218H227ZM232 216V217H231ZM6 217L8 218L7 220H6ZM12 218V219H10V218ZM19 219H18V218ZM54 217V218H53ZM71 217V219L69 220V218ZM90 217V218H89ZM92 217V218H91ZM124 217V216H123ZM162 217V218H161ZM207 217V220L206 219H204V218H206ZM218 217L220 218V220L218 219ZM242 217V218H241ZM5 218V219H4ZM17 219V221L15 222V220ZM43 218V219H42ZM46 218V219H45ZM47 218H49V220L47 219ZM64 219V220H62V219ZM231 218V219H230ZM237 218V219H236ZM239 218H241V219H239ZM4 219V220H3ZM23 220V221H20V220ZM42 219V220H41ZM55 219V220H54ZM89 219V220H88ZM95 219V220H94ZM250 219V220H249ZM11 220V221H10ZM30 220V221H29ZM41 220V221H40ZM47 221V223H46V221ZM60 220V221H59ZM73 220V221H72ZM77 220V221H76ZM198 220L200 221V223H201V225H200V228H198L197 226H196V224H197V222H198ZM209 220V221H208ZM228 220V221H227ZM237 222H236V221ZM244 220V221H243ZM37 221V223L39 224H36L35 222ZM39 221V222H38ZM62 221V222H61ZM74 221H76V222H74ZM167 221V222H166ZM203 221H205V222H203ZM208 221V222H207ZM211 221L213 222L212 224H214L215 226H213V225H211ZM224 221H225V224H224ZM3 222H5L4 224H3ZM12 222V223H11ZM41 222V223H40ZM42 222H44V223H42ZM73 222V223H72ZM92 222V223H91ZM196 222V223H195ZM232 222H235V223H232ZM248 222V223H247ZM56 223V224H55ZM69 225H68V224ZM74 223H76L75 225H74ZM78 223V224H77ZM97 223V224H96ZM105 225H104V224ZM206 223V224H205ZM223 223V224H222ZM244 223V224H243ZM16 224V225H15ZM19 224H20V226H19ZM40 224H41V226H40ZM44 224H46L45 226H43ZM63 224V225H62ZM71 224V225H70ZM94 224V225H93ZM14 227H13V226ZM18 225V226H17ZM28 225H30V226H28ZM38 225V226H37ZM57 225H59V228H58V226ZM77 225V226H76ZM177 225V226H176ZM208 225H209V227H208ZM227 225H228V227H227ZM229 225H230V227H229ZM17 226V227H16ZM24 226H26V227H24ZM31 226L33 227L32 229L34 230V228H35V231H34V233H33V230L32 229H29V228H31ZM75 226V227H74ZM92 226H93V228H92ZM112 226V227H111ZM205 226H207V227H205ZM12 227V228H11ZM23 227V228H22ZM29 227V228H28ZM57 227V228H56ZM19 229V228H21L20 230H17V229ZM24 228H26V229H24ZM27 228H28V232H27ZM43 228H45V229H43ZM55 228V229H54ZM92 228V229H91ZM95 228V229H94ZM102 228H103V230H102ZM110 228H111V230H110ZM207 228L209 229V230H211V232L212 231H214V232H210V236H209V233L207 234V232H209V230H207ZM223 228H225L226 230H224V233L222 232L223 231ZM11 229H12V231H11ZM22 229H24L23 231H22ZM36 229H38L37 231H36ZM42 229H43V231H42ZM62 229V230H61ZM64 229V230H63ZM107 229H109L108 231H107ZM117 229V230H116ZM216 229H217V231H216ZM219 229H220V231H219ZM17 230V231H16ZM26 230V231H25ZM40 230V231H39ZM49 230V231H48ZM106 232H105V231ZM190 230H193V231H190ZM228 230V231H227ZM25 231V232H24ZM30 231V232H29ZM31 231H32V233H31ZM44 231H47L46 233L44 232ZM55 231V232H54ZM68 232V233H66V232ZM112 231V232H111ZM181 231V232H180ZM198 231V232H197ZM207 231V232H206ZM238 231H240V232H238ZM13 232V233H12ZM27 232V233H26ZM36 232H37V234H36ZM52 232H54V234L52 233ZM60 232V233H59ZM127 232H128V229H127ZM171 232V233H170ZM204 232V233H203ZM221 232V233H220ZM228 232V233H227ZM3 233V234H2ZM14 233L15 234H17V235H14ZM21 233V234H20ZM50 233H51V236H50ZM174 233V234H173ZM227 233V234H226ZM230 233V234H229ZM5 234V235H4ZM32 234H34L35 235V237L32 235ZM45 234V235H44ZM62 234H64V235H62ZM177 234V235H176ZM182 234V235H181ZM192 234H193V236H192ZM218 234V235H217ZM222 234V235H221ZM8 235V236H7ZM22 235V236H21ZM29 236L28 238L26 237V236ZM32 237H31V236ZM59 235H61V237L59 236ZM172 235H173V237H172ZM203 235V236H202ZM220 235V236H219ZM225 236V238H226V240H227V242L229 243V241L231 242V244H230V251H231V254H234V257H235V259L233 258V260L235 261L234 263H232L231 262V259H230V257H228L229 255H227L228 253L222 248V241H218L217 239H221V237L222 236ZM20 238H19V237ZM24 236V237H23ZM41 236V237H40ZM68 238H66V237ZM169 236H171V237H169ZM183 237V239H184V241H183V239H182V237ZM205 236V237H204ZM208 236V237H207ZM216 236H217V238H216ZM16 237V238H15ZM25 237H26V239H29V240H25ZM47 237V238H46ZM58 237H60V238H58ZM114 237V238H113ZM174 237H176V239L174 240L173 238ZM195 237V238H194ZM234 237L236 238V239H234ZM23 238V239H22ZM40 238H41V240H40ZM50 238H52V239H50ZM55 238V239H54ZM65 238V239H64ZM169 238V239H168ZM182 240H181V239ZM202 238V239H201ZM203 238H205V239H203ZM229 238V239H228ZM241 238V239H240ZM31 239V240H30ZM33 239V240H32ZM48 239V240H47ZM57 239H58V241L60 242H62V244H61V242L60 243H58V241H57ZM67 239V240H66ZM168 239V240H167ZM248 239H250L249 240V242H248ZM7 240V241H6ZM24 240V241H23ZM35 240V241H34ZM63 240V241H62ZM128 240V241H127ZM177 240V241H176ZM205 240V241H204ZM211 240V241H210ZM236 240V241H235ZM2 241V242H1ZM16 241V242H15ZM18 241V242H17ZM19 241H20V243H19ZM22 241V242H21ZM29 241H31V243L28 242ZM32 241L34 242V244H32ZM44 241V242H43ZM49 241H50V243H52V244H50L49 243ZM215 241V242H214ZM258 241V242H257ZM7 242V243H6ZM25 242V243H24ZM66 242V243H65ZM70 242V243H69ZM169 242V243H168ZM207 242L209 243V244H207ZM241 242V243H240ZM22 243V244H21ZM35 243H37V244H39V245H37V244H35ZM177 243V244H176ZM181 243V244H180ZM182 243H184V246L182 247ZM197 243H198V246H199V248L201 249V251H200V253L198 254V253H196V252H194V250H196V245H197ZM214 243H215V245H214ZM218 245H217V244ZM263 243V244H262ZM19 244V245H18ZM21 244V245H20ZM26 244H28V247H29V249H28V247H26ZM49 244V245H48ZM53 244H55V245H53ZM59 244H61V245H59ZM176 244V245H175ZM258 244V245H257ZM14 245V246H13ZM25 245V246H24ZM30 245V246H29ZM44 245V246H43ZM52 245V246H51ZM63 245V246H62ZM65 245V246H64ZM67 245V246H66ZM166 245V246H165ZM202 245V246H201ZM205 245L207 246V248L205 247ZM220 245H221V247H220ZM3 246H4V248H3ZM24 248H23V247ZM35 246V247H34ZM38 246V247H37ZM43 248H42V247ZM61 246L63 247V248H61ZM165 246V247H164ZM191 246V247H190ZM259 246H261V247H259ZM48 248V250H47V248ZM59 247V248H58ZM209 247H210V249H209ZM215 247H217L216 249H215ZM14 248H15V250H14ZM23 248V249H22ZM31 248V249H30ZM42 248V249H41ZM64 248H66V250L64 249ZM183 248V249H182ZM205 248V249H204ZM236 248V249H235ZM1 249H3V250H1ZM8 249H10L9 251H8ZM26 249V250H25ZM34 249V251H32ZM52 249V250H51ZM193 249V250H192ZM211 249H212V251H211ZM232 249V250H231ZM28 250L30 251V252H28ZM36 250V251H35ZM51 250V251H50ZM65 250V251H64ZM97 250V251H96ZM167 250V251H166ZM182 250V251H181ZM208 250V251H207ZM236 250H237V252H236ZM239 250V251H238ZM16 251V252H15ZM40 251V252H39ZM57 251V252H56ZM63 251V252H62ZM219 252L218 254L220 255H218L217 253H215V252ZM36 252L38 253V255L40 256H38L37 254H36ZM48 252H50V253H48ZM56 252V253H55ZM61 252V253H60ZM67 252V253H66ZM103 252V253H102ZM168 252V253H167ZM192 252V253H191ZM204 254H203V253ZM3 253H5V254H3ZM9 253V254H8ZM11 253V254H10ZM28 253V254H27ZM109 253H110V256H109ZM182 253V254H181ZM191 253V254H190ZM195 253H196V255H195ZM207 253V254H206ZM214 253V254H213ZM25 254H27V255H30L31 256V254H32V256H31V258L32 259H30V256L27 258V256L25 255ZM35 254V255H34ZM56 254V255H55ZM202 254V255H201ZM209 254V255H208ZM212 254H213V256L214 257H212ZM225 254V255H224ZM238 254V255H237ZM241 254V255H240ZM8 255H10V257L8 256ZM12 255V256H11ZM25 255V256H24ZM53 257H52V256ZM59 255H60V257H59ZM193 255V257L194 258H192V257H189V256H192ZM198 255V256H197ZM207 255V259H206V256ZM218 255V256H217ZM240 255V256H239ZM57 257V260L54 258V257ZM61 256H62V258H61ZM67 256V257H66ZM90 256V257H89ZM4 257H6V259H7V257H8V259L6 260ZM21 257V258H20ZM203 257V258H202ZM208 257H209V259H208ZM12 258H14L13 260H12ZM34 258H35V260L37 261H35L34 260ZM39 259V260H37V259ZM45 260H44V259ZM54 258V259H53ZM213 258H215V260L213 259ZM217 258H218V260H217ZM25 259H27L28 261L26 262V260ZM30 259V260H29ZM63 259H65V260H63ZM179 259V260H178ZM43 260H44V262H43ZM56 260V261H58V262H54V261ZM184 260V261H183ZM205 260V261H204ZM241 260H242V262H241ZM7 261V262H6ZM11 261V262H10ZM12 261H13V263H12ZM48 261V262H47ZM51 261H53L52 263H50ZM64 261V262H63ZM196 263H195V262ZM210 261V262H209ZM229 261V262H228ZM22 262V263H21ZM25 262V263H24ZM30 262V263H29ZM66 262V263H65ZM217 262H220V263H217ZM239 262V263H238ZM244 262V263H243ZM248 262V261H247ZM264 262V251H263V253H262V256H261V258H260V263L262 264ZM247 264H252V261L251 262H248Z\"/></svg>",
    "mask_w": 264,
    "mask_h": 264
},
{
    "label": "bare ground",
    "instance_id": "2",
    "mask_svg": "<svg viewBox=\"0 0 264 264\" xmlns=\"http://www.w3.org/2000/svg\"><path fill=\"white\" fill-rule=\"evenodd\" d=\"M22 1V0H21ZM40 1V0H39ZM39 1H38V3H39ZM43 1V0H42ZM51 1V0H50ZM55 1V0H54ZM60 2H61V0H59ZM59 1H57V4L59 3V4H61ZM73 1V0H72ZM86 2H88L87 0H85ZM91 1V0H90ZM111 1V0H110ZM113 1V0H112ZM119 1L120 0H116V2H117V4L116 5H119ZM178 1V0H177ZM183 1L186 3L185 4V6H184V11H186V15H185V12H184V15L186 16L185 18H186V21H184L185 23H186V25H188V27H190L189 29L191 30V32L189 31V29L187 30V31H189V32H187L186 33V31H180V30H173V28L175 27H173L172 29H170V30H168V31H165V33L164 32H162V29H165V28H167V27H169V26H171L174 22H176V17L174 18V15H175V12H174V10H176L175 9V3H176V0H145V1H143L144 2V4L142 3V2H140L141 3V7L140 8H135V10H134V12L132 11V13L135 15V16H133L134 17V20L133 21H137V20H141V21H143L144 23H142L141 22V24L139 23V24H134V27H133V29L134 30H132V34H129V33H127V35H123V36H128V37H126V40H127V38H129V37H131V36H133L132 38V40H129L130 41V45H134L135 46V48H134V52L132 53V54H128V52H125L124 50H121V52H123L122 53V55H125V57H129V61H128V63H126V64H124V65H122V63H119V61H121V60H119V61H110V59H109V61H107L108 59H104V60H106V62H104V64H99L98 66L97 65H95L94 64V66L97 68L96 69V73H97V80H100V82H105L106 84H108L109 85V87L110 88H112L111 86H113V85H116V84H119L120 86H122V88L124 89V91H125V89H127V90H130V92L128 91V93H127V91L124 93V92H120L119 93V95L120 96H123V102H118V105H117V103H116V111L114 112H110L109 110V108H107V109H109V110H107L108 112H110V113H106V115H95V118H99V120H97V119H95V120H97V121H99V123L97 124V123H95V122H92V124L93 123H95L96 124V126L95 125H93V126H95L96 127V133L95 134H99L100 136H95V137H93V136H91L92 137V139H91V137H89L91 140H96V143L97 142H100V143H102L103 145L104 144H109V145H113V146H115L116 148H119V150H120V147H127V150H126V153H130V152H132L134 149H136V154L134 153V158H131V160L129 161L130 162V167H129V171H128V169L127 170H125V171H128L127 173H125V174H127V176L129 177V180L128 181H130L131 182V184L133 185L132 186V191H131V193H133L134 194V196L132 197V199H130V197L128 198L127 196H128V194H127V196L125 195V194H120V196H119V199L118 200H113V202L111 203L112 204V209H113V213L115 214V215H117V217H121L122 216V218H121V221H120V224H119V227H121V228H125L124 229V233H126V234H128V236H130V238H129V240L130 241H128L127 243H126V246H125V249H124V247L120 250V254L118 255V253H116L115 251H116V249H117V246H116V243L114 242V240L112 241V244H114V246L112 247V250H111V257L109 258H107V259H104V260H102V264H158L159 262H160V260L162 259V256L164 255L163 254V251H162V247H161V243H162V239H164L165 237H167L168 236V234H166V233H168V231H174V230H176V227H175V221L177 220V219H181V221H182V224H181V229H182V231L183 232H187L188 231V227L190 226V224H189V226H187L188 225V220H189V215H195V214H200L201 212H200V205H202V203L200 202L199 203V199H198V194L202 191V194H204L206 191H204L203 192V189H205V186H206V181L208 180V179H210L211 177H209V176H212V174H214L215 173V171L211 174V172L213 171V169H215L216 168V166L218 165V164H221V169L222 170H224L226 167L225 166H227L226 165V158L224 159V153H226V150L223 152H219V151H215L216 152V162L214 163V165H212V166H209L210 165V163H209V165H208V163L207 162H210L211 160L213 161V159L215 158H211V160L210 161H208L209 159L208 158H210V157H208L207 156V154L205 153V151H207L206 150V148L208 147L207 145H208V143L210 142L209 141V136H210V134H211V132H212V130L215 128V127H217V126H219V125H222L221 123L223 122H226V121H230V120H227L228 118H229V115H230V119H231V125H232V130H230V131H233L234 132V134L232 135L230 132H228L227 130L228 129H226V131L228 132V134L230 133L231 134V140H230V138H229V146H230V148H231V145L232 144H235L234 143V140H237V144H236V147L238 148V155L241 157H244L247 161V163H249V161H251V157L248 155V154H254L256 157H258L259 158V162L260 163H262V160H263V158H264V145L262 144V141L264 142V130L262 131V130H260L259 128H258V123H259V121H258V119L259 118H264V0H238V4H236V7L237 8H240V11H242V14H241V16L239 17V19H242V22H241V20H239V21H236L235 19H237V17L236 18H232L233 17V15L231 16V11L234 9V11H235V9L237 10V8H232V6H230V7H225L226 5L224 4V6H219V5H217L216 7H213L212 6V8L210 7L212 4H210L209 3V7L211 8V9H208V10H210V11H208L207 10V5H206V1L205 0H203V2L204 3H202L201 5H200V3H197V6H193V4L192 3H194V1L193 2H189L188 0H182V3H183ZM190 1H192V0H190ZM197 1V0H196ZM201 1V0H200ZM210 1V0H209ZM220 1V0H219ZM0 2H2L1 0H0ZM31 2H33V1H31ZM45 2V3H44ZM52 3H53V1H51ZM67 2H69L68 0H67ZM85 2V3H86ZM95 2V1H94ZM108 2V1H107ZM127 2H129V1H127ZM134 2V1H133ZM137 2V1H136ZM136 2H134L133 4H135ZM179 2H181V1H179ZM179 2H178V4H179ZM208 2V1H207ZM211 2H212V0H211ZM221 2V1H220ZM219 2V3H220ZM4 2H2V4H3ZM29 3V2H28ZM28 3H26V4H28ZM43 3L46 5V3H47V0L46 1H43ZM77 3V2H76ZM81 3V2H80ZM84 3V4H85ZM100 3V2H99ZM112 3V2H111ZM130 3L132 4V2L130 1ZM181 3V4H182ZM214 3H216V2H214ZM218 3V4H219ZM222 3V2H221ZM225 3V2H224ZM227 3V2H226ZM236 3V2H235ZM234 3V4H235ZM1 4V3H0ZM33 4V3H32ZM40 4V3H39ZM49 4V3H48ZM56 4V3H55ZM65 4V3H64ZM64 4H62V6H64ZM88 4V3H87ZM96 4H98V3H96ZM105 4V3H104ZM104 4H103V6H104ZM109 4V3H108ZM108 4H107V6H108ZM113 4V3H112ZM112 4H111V6H112ZM115 4L112 6L113 8H115L116 6H115ZM208 4V3H207ZM229 4V3H228ZM227 4V5H228ZM67 5H69V4H67ZM77 5H79L78 3H77ZM100 5H102V4H100ZM99 5V6H100ZM128 5V4H127ZM130 5V4H129ZM140 5V4H139ZM195 5V4H194ZM220 5H223V4H220ZM28 6V5H27ZM30 6H31V3H30ZM36 6H37V4H36ZM59 6V5H58ZM71 5H69V7H70ZM85 6V5H84ZM94 6V5H93ZM106 6V5H105ZM110 5H109V7H111ZM125 6L126 5H124V8H125ZM4 7V6H3ZM29 7V6H28ZM65 7H66V5H65ZM68 7V6H67ZM86 7V6H85ZM98 7V6H97ZM20 8H21V6H20ZM19 8V9H20ZM79 8V7H78ZM93 8V7H92ZM133 8V7H132ZM133 8V9H134ZM256 8V10H258V12H257V14H253V10ZM5 9V8H4ZM3 9V10H4ZM16 9H18L17 7H16ZM64 9H66V8H64ZM75 9V8H74ZM91 8H89V10H90ZM100 9V8H99ZM106 9V8H105ZM110 9V8H109ZM121 9V8H120ZM126 9V8H125ZM182 9H183V7H182ZM14 10V9H13ZM34 10V9H33ZM39 10V9H38ZM47 10V9H46ZM49 10V9H48ZM47 10V11H48ZM70 10H71V8H70ZM84 10H85V8H84ZM88 10V11H89ZM110 10H112V9H110ZM114 10V9H113ZM119 10V9H118ZM117 10V11H118ZM122 10V9H121ZM129 10V9H128ZM190 10H191V12L193 13L194 12V16L193 17H191V16H189L190 14H191V12H190ZM255 10V11H256ZM12 11V10H11ZM10 11V12H11ZM24 11V10H23ZM29 11V10H28ZM49 11H52V10H49ZM72 11V10H71ZM79 11V10H78ZM100 11V10H99ZM99 11L98 12H96V13H99ZM108 11V10H107ZM107 11H104V9H103V12H107ZM178 11H180V10H178ZM233 11V12H234ZM36 12V11H35ZM39 11H37V13H38ZM59 12H60V10H59ZM59 12H56L55 11V15H57L58 16V14L57 13H59ZM70 12V11H69ZM101 12V11H100ZM123 12V11H122ZM128 12H130V10L128 11ZM1 13V12H0ZM47 12H44V14H46ZM53 13V12H52ZM61 13H64V12H61ZM71 13V12H70ZM108 13H110L109 11H108ZM115 13H117L116 15H118V13H119V15H120V13H121V11H118V12H116L115 11ZM127 13V12H126ZM190 13V14H189ZM195 13H196V15H195ZM27 15H28V13H26ZM41 14V13H40ZM60 14V13H59ZM65 14V13H64ZM74 14H76V13H74ZM95 14V13H94ZM93 14V15H94ZM101 14H103V13H101ZM114 14V13H113ZM130 14V13H129ZM178 14V13H177ZM47 15V14H46ZM45 15V16H46ZM50 15V14H49ZM54 15V14H53ZM66 15V14H65ZM78 15H79V13H78ZM83 15H85V13L83 14ZM107 15V14H106ZM128 15V14H127ZM179 15H181V14H179ZM183 15V14H182ZM234 15H235V12H234ZM1 16H3V14L1 15ZM10 16V15H9ZM44 16V15H43ZM51 16V15H50ZM75 16V15H74ZM76 16H77V14H76ZM88 16V17H87ZM87 18L89 19V17L90 16H92V15H88L87 14ZM95 16V19H96V16L97 15H94ZM105 16V15H104ZM122 16H123V14H122ZM121 16V18H124V17H122ZM129 16H132L131 14L129 15ZM128 16V17H129ZM4 17H7L6 15L4 16ZM39 17H41V15L39 16ZM52 17V16H51ZM56 17V16H55ZM65 17V16H64ZM63 17V18H64ZM84 17V16H83ZM86 17H85V19H86ZM93 17V16H92ZM99 18H100V16H98ZM106 17V16H105ZM111 17V16H110ZM109 17V18H110ZM119 17V16H118ZM127 17V16H126ZM128 17L126 18V20L128 19ZM132 17V18H133ZM62 18V17H61ZM68 18V17H67ZM71 18H73V17H70V22L72 23L73 21H71ZM76 18V17H75ZM107 18V17H106ZM120 18V17H119ZM130 18V17H129ZM132 18H131V20H132ZM50 19V18H49ZM52 19V18H51ZM59 20L57 21V24H58V22H61L62 20L60 19V18H58ZM77 19H80V18H77ZM105 19V18H104ZM118 19V18H117ZM135 19H137V20H135ZM13 20V19H12ZM39 20V19H38ZM76 20V19H75ZM108 20V19H107ZM111 20V19H110ZM114 20H116L115 18H114ZM125 19H123V22L125 23V21H124ZM130 20V19H129ZM178 20V19H177ZM40 21H43V20H40ZM39 21V22H40ZM50 21V20H49ZM49 21H47V23H50ZM64 21H65V19H64ZM63 21V22H64ZM79 21V20H78ZM102 21V20H101ZM128 21V20H127ZM11 22V21H10ZM18 22V21H17ZM55 22V21H54ZM75 22V21H74ZM90 22H92L91 20H90ZM96 22V21H95ZM94 22V23H95ZM111 22V21H110ZM113 22V21H112ZM111 22V23H112ZM117 22V21H116ZM116 22H115V24H116ZM118 22H120V21H118ZM140 22V21H139ZM16 23V22H15ZM19 23V22H18ZM22 23H23V21H22ZM78 23V22H77ZM77 23H75V24H77ZM84 23H86V22H84ZM105 24H106V21L104 22ZM109 23V22H108ZM127 23V22H126ZM129 23V22H128ZM177 23H178V21H177ZM2 24V23H1ZM27 24V23H26ZM40 24V23H39ZM46 23H44V25H45ZM53 24V23H52ZM67 23H65L64 25H66ZM74 24V23H73ZM74 24V25H75ZM83 24V23H82ZM81 24V25H82ZM234 24H236L237 25V27L235 26V33H233V34H231L230 36H226L225 34H222V35H225V37H227V38H225V40H224V38H223V41L221 40L222 38H219V33H222V29L223 30H226V29H231V28H233V26H234ZM240 24V25H239ZM6 26V28H5V26ZM3 26H4V28L6 29V30H10L11 29V27L13 26V25H10V23H9V25H6V24H4ZM17 25V24H16ZM20 25V24H19ZM28 25V24H27ZM42 25V24H41ZM55 25V24H54ZM59 25H60V23H59ZM72 25V24H71ZM79 25H80V23H79ZM86 25V24H85ZM91 25H93V24H91ZM90 25V26H91ZM96 25V24H95ZM125 25V24H124ZM129 25V24H128ZM174 25H175V23H174ZM182 25V24H181ZM185 25V24H184ZM186 25L184 26V27H186ZM239 25V26H238ZM1 26V25H0ZM2 26V27H3ZM43 26V25H42ZM41 26V27H42ZM47 26V25H46ZM63 26V25H62ZM69 26V25H68ZM87 26V25H86ZM89 26V24H88V27H90ZM104 26V25H103ZM116 26V25H115ZM115 26H112V27H115ZM119 26V25H118ZM123 26V25H122ZM131 26H133V25H131ZM35 27V26H34ZM49 26H47V27H45V28H48ZM53 27V26H52ZM97 27V26H96ZM108 27V26H107ZM106 27V28H107ZM184 27H183V30H184ZM1 28V27H0ZM30 28V27H29ZM29 28H28V31H29ZM65 28H67V27H65L64 26V28L62 29V30H64ZM73 28H74V26H73ZM105 28V29H106ZM116 28H118L117 26H116ZM121 28V27H120ZM125 28H126V26H125ZM125 28H122V30L121 31H123V30H125ZM127 28H130L129 26L127 27ZM18 29V28H17ZM33 29V28H32ZM42 29V28H41ZM41 29H40V33L39 34H41L42 33V31H41ZM57 29V28H56ZM71 29V28H70ZM83 29H84V26H83ZM87 29V28H86ZM85 29V30H86ZM177 29V28H176ZM187 29V28H186ZM185 29V30H186ZM48 30V29H47ZM67 30V29H66ZM69 30V29H68ZM73 30V29H72ZM84 30V31H85ZM93 30V29H92ZM91 30V31H92ZM108 30V33H111V32H109L110 30L109 29H107ZM106 30V31H107ZM111 30H113L112 28H111ZM115 30V29H114ZM227 30V31H228ZM14 31V30H13ZM44 31H46V30H44ZM43 31V32H44ZM53 31V30H52ZM56 31H58V35H59V32L61 31H59V30H56ZM75 31V30H74ZM78 31H79V29H78ZM87 31V30H86ZM90 31V30H89ZM105 31V32H106ZM118 31H119V29H118ZM118 31H116V33H118ZM33 32V31H32ZM50 32V31H49ZM64 32V31H63ZM93 32V31H92ZM102 32H103V30H102ZM128 32H129V30H128ZM233 32V31H232ZM4 33V32H3ZM15 33V32H14ZM30 33V32H29ZM38 33V32H37ZM36 33V34H37ZM51 33V32H50ZM66 33V32H65ZM75 33V32H74ZM80 33V32H79ZM89 33V32H88ZM87 33V34H88ZM91 33V32H90ZM99 32H97V34H98ZM108 33H106L107 35H108ZM121 33V32H120ZM126 33V32H125ZM223 33H225V32H223ZM13 34V33H12ZM33 34V33H32ZM43 34V33H42ZM49 34V33H48ZM55 34H56V32H55ZM55 34H54V36H55ZM64 34V33H63ZM62 33L60 34L61 36L60 37H62V35H63ZM76 34V33H75ZM81 34V33H80ZM105 34V35H106ZM10 35V34H9ZM18 35H19V33H18ZM27 35V34H26ZM31 35V34H30ZM29 35V36H30ZM46 35H47V31H46ZM46 35H43V37L45 38L46 37ZM51 35V34H50ZM78 35V34H77ZM104 34H102V36H103ZM104 35V36H105ZM112 34H110V36H111ZM114 35V34H113ZM112 35V36H113ZM33 36H35V34L33 35ZM32 36V37H33ZM42 36V35H41ZM49 36V35H48ZM57 36V35H56ZM64 36V35H63ZM79 36V35H78ZM103 36V37H104ZM115 36H117V34H115ZM118 36H119V33H118ZM120 36H122V34L120 35ZM122 36V37H123ZM4 37V36H3ZM31 37V36H30ZM31 37V38H32ZM80 37L82 38V36L80 35ZM90 37V36H89ZM92 38H93V36H91ZM100 37V36H99ZM103 37H101V39L103 38ZM221 37H223V36H221ZM28 38V37H27ZM26 38V39H27ZM35 38V37H34ZM36 38H39L40 39V36L38 37V36H36ZM95 38V40H97L98 39V37L96 38V37H94ZM106 38V37H105ZM118 38V37H117ZM120 38V37H119ZM124 38V37H123ZM5 39V38H4ZM14 39H16V37L14 38ZM33 39V38H32ZM42 39V38H41ZM40 39V40H41ZM82 39H84V38H82ZM114 39V38H113ZM35 40V39H34ZM58 41H59V39H57ZM62 40V39H61ZM75 41L76 40V37L74 38V39H72V41ZM80 40V39H79ZM86 40H88V39H86ZM90 40V39H89ZM88 40V41H89ZM103 40V39H102ZM116 40V39H115ZM117 40H119V39H117ZM22 41V40H21ZM20 41V42H21ZM27 41H29V40H27ZM44 41H46V40H44ZM48 41V40H47ZM50 41V40H49ZM85 41V40H84ZM111 41V40H110ZM120 41V40H119ZM118 41V42H119ZM132 41V42H131ZM254 41H256L257 43H258V49H256L255 50V48L254 49H252L251 47H250V45L251 44H255V42ZM0 42H1V40H0ZM3 42L4 41H2L1 42V44H3ZM53 42H54V40H53ZM55 42H57V41H55ZM63 42V41H62ZM97 42V41H96ZM102 42V41H101ZM114 42H116V41H114ZM121 42V41H120ZM123 42V41H122ZM121 42V43H122ZM254 42V43H253ZM27 43V42H26ZM31 43V42H30ZM39 43H41L40 41H39ZM44 43V42H43ZM52 43V42H51ZM58 43V42H57ZM56 43V44H57ZM61 43V42H60ZM60 43H59V45H60ZM65 43V42H64ZM71 43V42H70ZM80 43V42H79ZM78 43V44H79ZM88 43V42H87ZM93 43V42H92ZM92 43H90L91 45H93ZM98 43V42H97ZM107 43H109V42H107ZM117 43V42H116ZM121 43H119V44H121ZM256 43V44H257ZM20 44V43H19ZM23 44H25V43H23ZM32 44H33V41H32ZM50 44V43H49ZM49 44H47V47L49 46L50 47V45ZM53 44H55V43H53ZM53 44H51L52 46H53ZM63 44V43H62ZM67 44V43H66ZM65 44V45H66ZM111 44H113V43H111ZM110 44V45H111ZM118 44V45H119ZM7 45V44H6ZM36 46H40L39 44L37 45V44H35ZM58 45V44H57ZM74 45V44H73ZM80 45V44H79ZM84 45H87L86 44V42H84ZM91 45H89V47L88 48H90V50L92 49L91 48ZM95 45V44H94ZM98 45V44H97ZM99 45H100V42H99ZM109 45V46H110ZM115 45V44H114ZM114 45H112L113 47H115V48H118L119 46H117V44L114 46ZM123 45V44H122ZM128 45V44H127ZM127 45H126V49H127ZM8 46V45H7ZM12 46V45H11ZM17 46H19V45H17ZM23 46V45H22ZM21 46V47H22ZM30 46V45H29ZM45 46V45H44ZM61 46H63V45H61ZM68 46V45H67ZM75 46L77 47V44H75ZM80 46H83V43H81V45ZM80 46H78L77 48H79ZM101 46V45H100ZM104 46V45H103ZM107 46H108V44H107ZM121 46V45H120ZM125 46V45H124ZM178 46H179V48H178ZM60 47V46H59ZM72 47V46H71ZM75 47V48H76ZM87 47V46H86ZM12 48V47H11ZM53 49H56V48H54V47H52ZM58 48V47H57ZM83 48V47H82ZM95 48V50H97L96 48L97 47H93V49ZM105 48V47H104ZM115 48H113V49H115ZM125 48V47H124ZM123 48V49H124ZM177 48V49H176ZM19 49H22V48H19ZM37 49V48H36ZM47 49V48H46ZM51 49V48H50ZM62 49V48H61ZM67 49H68V47H67ZM70 49V48H69ZM74 48H72V50H71V52L73 51H75V50H73ZM101 49V48H100ZM2 50H3V48H2ZM2 50H0V51H2ZM39 50H42L41 48L39 49ZM52 50V49H51ZM94 50V51H95ZM105 50V49H104ZM103 50V51H104ZM116 50V53H117V49H115ZM114 50V51H115ZM29 51V50H28ZM31 51V50H30ZM47 51V50H46ZM49 51V50H48ZM66 51V50H65ZM79 52H80V49L78 50ZM86 51V50H85ZM94 51H92L93 53H94ZM99 51V50H98ZM101 51V50H100ZM120 50L118 49V52H119ZM4 52V51H3ZM36 52V51H35ZM67 52V51H66ZM77 51H75V53H76ZM78 52V53H79ZM81 52H82V50H81ZM107 52V51H106ZM121 52H119V53H121ZM13 53V52H12ZM11 53V54H12ZM21 53V52H20ZM28 53H31V52H28ZM33 53V52H32ZM41 53V52H40ZM47 53V52H46ZM54 53H55V51H54ZM68 53V52H67ZM85 53V52H84ZM87 53H88V51H87ZM115 53V54H116ZM2 54V53H1ZM24 54V53H23ZM42 54H45V53H42ZM69 54V53H68ZM98 54V53H97ZM100 54V53H99ZM101 54H103V53H101ZM109 54V53H108ZM256 54H261V55H259L260 57H262L263 56V58H262V60H260L261 58H259V60H260V62L259 61H257L256 63H254V59H255V55ZM36 55V54H35ZM40 55V54H39ZM66 55V54H65ZM90 55V54H89ZM116 55H119V54H116ZM116 55H114V56H116ZM122 55H120V57H122L123 58V56ZM2 56V55H1ZM0 56V57H1ZM7 56V55H6ZM57 56V55H56ZM67 56V55H66ZM75 56V55H74ZM95 56V55H94ZM109 56H111L112 57V55H109ZM18 57V56H17ZM31 57V56H30ZM61 57V56H60ZM72 58V56H71V54H70V56H69V58ZM103 58H104V56H102ZM107 57V56H106ZM2 58V57H1ZM0 58V59H1ZM3 58H6V57H3ZM22 58V57H21ZM37 58H39L40 59V57H37ZM36 58V59H37ZM55 58V57H54ZM98 58V57H97ZM96 58V59H97ZM114 58V57H113ZM10 59H12V58H10ZM19 59V58H18ZM35 59V60H36ZM60 59V58H59ZM63 59H64V56H63ZM67 59V61H69L68 60V58H66ZM65 59V60H66ZM75 60H76V58H74ZM99 59V58H98ZM126 59V58H125ZM125 59H123V60H125ZM256 59H258V55H257V57H256ZM22 60V59H21ZM51 60V59H50ZM71 60V59H70ZM74 60V62H76V61H78V60H76L75 61ZM93 60V59H92ZM91 60V63H90V60L88 61L90 64H91V66H93L92 64V61ZM200 60H204V64L203 65H200L199 63H198V61H200ZM9 61V60H8ZM34 61V60H33ZM32 61V62H33ZM43 61V60H42ZM41 61V63H44V61L42 62ZM54 61V60H53ZM61 61V60H60ZM60 61H58L59 63H60ZM73 61V60H72ZM71 61V62H72ZM81 61V60H80ZM99 61H101V60H99ZM179 61L180 62H183V63H181V65L179 64ZM256 61V60H255ZM31 62V61H30ZM45 62H47V61H45ZM52 62V61H51ZM50 62V63H51ZM84 62V61H83ZM86 62V61H85ZM84 62V63H85ZM34 63V62H33ZM50 63H49V65H50ZM53 63V62H52ZM63 63V62H62ZM62 63H60L59 65H62ZM65 63H66V61H65ZM68 63V62H67ZM98 63V62H97ZM38 64V63H37ZM74 64V63H73ZM72 64V65H73ZM255 64H256V66L257 65H260L259 67H258V69H253V67L255 66ZM4 65V64H3ZM16 65V64H15ZM36 65V64H35ZM66 65V64H65ZM75 65V64H74ZM80 65V64H79ZM79 65H78V67H79ZM85 65V64H84ZM83 65V66H84ZM89 65V64H88ZM1 66H2V64H1ZM13 66H14V64H13ZM26 66V65H25ZM34 65H32V67H33ZM67 66H68V64H67ZM87 66V65H86ZM91 66H89L90 68H93V67H91ZM17 67V66H16ZM45 67V66H44ZM48 67V66H47ZM59 67V66H58ZM71 67V66H70ZM75 67V66H74ZM88 67V68H89ZM94 67V68H95ZM23 68V67H22ZM25 68V67H24ZM30 68V67H29ZM46 68V67H45ZM49 68V67H48ZM53 68H56L55 66L53 67ZM63 68V67H62ZM72 68V67H71ZM84 68V67H83ZM255 68H257V67H255ZM26 69V68H25ZM50 69V68H49ZM73 69V68H72ZM14 70H16V69H14ZM27 70V69H26ZM29 70V69H28ZM27 70V71H28ZM37 70H38V67H37ZM48 70V69H47ZM68 70V69H67ZM69 70H70V68H69ZM85 70V73H86V71H88L87 73H88V76L90 75L89 73H91V70H90V72H89V70H87V68H85V69H83V71ZM181 71L180 73L183 75V80H182V85H181V87H179V89L177 88V86H176V84H177V80L176 79H174L176 76L174 75V74H176V73H178L179 71ZM256 70V71H255ZM1 71V70H0ZM11 71V70H10ZM33 71V70H32ZM32 71H28V72H32ZM65 72H67L66 70H64ZM63 71V72H64ZM71 71V70H70ZM75 71V70H74ZM79 71H82V70H80L79 69ZM178 71V72H177ZM23 72V71H22ZM35 72V71H34ZM36 72H38V71H36ZM72 72V71H71ZM76 72V71H75ZM254 72L256 73V72H258V73H260V76H262V77H254V78H258V80L256 81V82H254L253 81V78H252V74H253V76H254ZM13 73V72H12ZM14 73H15V71H14ZM13 73V74H14ZM33 73V72H32ZM31 73V74H32ZM45 74H47L46 72H44ZM61 73V72H60ZM78 73V72H77ZM84 73V74H85ZM1 74V73H0ZM17 74V73H16ZM61 74H63V73H61ZM60 74V75H61ZM71 73H69V75H70ZM7 75H10L9 73H7ZM36 75V74H35ZM42 75V74H41ZM68 75V73H67V76H69ZM78 76H79V74H77ZM93 75H94V72H93ZM92 75V76H93ZM96 75V74H95ZM179 75V74H178ZM10 76H12V74L10 75ZM25 76H28V74L27 75H25ZM24 76V77H25ZM29 76H31V75H29ZM63 76V75H62ZM66 76V74H64V77ZM66 76V77H67ZM77 76V77H78ZM91 76V75H90ZM175 76V77H174ZM32 77V76H31ZM44 77V76H43ZM63 77V78H64ZM74 77V76H73ZM80 77H82L81 75H80ZM83 77H87V76H83ZM94 77H96V76H94ZM180 77V76H179ZM21 78V77H20ZM29 78V77H28ZM45 78V77H44ZM49 78V77H48ZM68 78V77H67ZM72 78V77H71ZM89 77H87V79H88ZM17 79V78H16ZM83 79V78H82ZM178 79V78H177ZM13 80H15V79H13ZM25 80H26V78H25ZM55 80V79H54ZM56 80H58V78L56 79ZM55 80V81H56ZM75 80V79H74ZM80 80H81V78H80ZM79 79H78V81H80ZM90 80V79H89ZM94 80V79H93ZM255 80V79H254ZM54 81V82H55ZM75 81H77V80H75ZM75 81H73L74 82V85H75ZM78 81L76 82V83H78ZM95 81V80H94ZM179 81V80H178ZM10 82V81H9ZM40 82H41V80H40ZM58 82L60 83V81L58 80ZM18 83V82H17ZM63 83V82H62ZM69 83H71V82H68V84ZM96 83H97V81H96ZM175 83V84H174ZM179 83H180V81H179ZM2 84V83H1ZM30 84V83H29ZM57 84V83H56ZM72 84V83H71ZM98 84V83H97ZM101 84V83H100ZM102 84H104V83H102ZM166 84V85H165ZM169 84V85H168ZM174 84V85H173ZM23 85V84H22ZM73 85V84H72ZM91 85H92V83H91ZM93 85H94V83H93ZM27 86V85H26ZM56 86V85H55ZM60 86V85H59ZM83 86V85H82ZM81 85H80V87H78L79 89L82 87ZM6 87V86H5ZM8 87V86H7ZM10 87V86H9ZM12 87H13V84H12ZM11 87V88H12ZM68 87H70V86H68ZM71 87H73V86H71ZM84 87V88H83ZM81 89H83V91H85L84 89H86L85 87V85L83 86ZM102 87V86H101ZM105 87V86H104ZM18 88V87H17ZM47 88H49V87H47ZM78 88H77V90H76V92H78V91H80V90H78ZM88 88V87H87ZM90 88V87H89ZM89 88H88V90H89ZM108 88V87H107ZM107 88H104L103 90L104 91H101V92H105L106 91V89ZM110 88H109V90H110ZM196 88V89H195ZM68 89V88H67ZM73 89H75V88H73ZM102 89V88H101ZM169 89H170V91L172 90V91H178L177 93H169L170 91H169ZM198 92V94L195 92V94H197V95H195L194 94V91L195 90ZM239 89H240V91H239ZM4 90V89H3ZM12 90V89H11ZM14 90V89H13ZM41 90V89H40ZM53 90H55V89H53ZM49 91V90H48ZM58 91H60V90H58ZM69 91V90H68ZM71 91H72V89H71ZM118 91V90H117ZM46 92V91H45ZM82 92V91H81ZM100 92V91H99ZM0 93H1V91H0ZM3 93V92H2ZM1 93V94H2ZM20 93H21V91H20ZM53 93V92H52ZM62 93V92H61ZM61 93H60V95H61ZM103 93H101V94H103ZM109 93V92H108ZM4 94H7V93H4ZM40 94V93H39ZM45 94V93H44ZM58 93L56 92V95H57ZM67 96H68V94L67 93H65ZM88 94V93H87ZM91 94H92V92H91ZM100 94V95H101ZM117 94H118V92H117ZM64 94L62 93V96H63ZM79 95V94H78ZM195 95V96H194ZM5 96H7V95H5ZM5 96H4V99H5ZM59 96V95H58ZM67 96H65V99H66V97ZM91 96V95H90ZM94 96H95V94H94ZM97 96V95H96ZM95 96V97H96ZM101 96H103V95H101ZM104 96H108V95H106V92H105V95ZM2 97H3V95H2ZM16 97V96H15ZM39 97V96H38ZM69 97V96H68ZM79 97V96H78ZM109 97V96H108ZM8 98V97H7ZM44 98V97H43ZM55 98V97H54ZM53 97H52V99H54ZM62 98V97H61ZM63 98H64V96H63ZM82 98V97H81ZM80 98V99H81ZM3 99V100H4ZM34 99V98H33ZM75 99H77V98H75ZM80 99H78L77 101H78V103L80 102ZM110 99V98H109ZM12 100V99H11ZM20 100H21V98H20ZM25 100H29V99H25ZM64 100V99H63ZM62 100V101H63ZM70 100V99H69ZM71 100H73V99H71ZM83 100V99H82ZM88 100V99H87ZM86 100V101H87ZM92 100V99H91ZM91 100H89V102L88 103H90V101ZM108 100V99H107ZM115 100V99H114ZM54 101V100H53ZM59 101V100H58ZM67 101H68V98H67ZM77 101H75L74 100V102H76L77 103ZM86 101H85V103H86ZM101 101H104V100H102L101 99ZM100 101V103H102L103 104V102H101ZM110 101V100H109ZM107 102V103H109V104H111V102L112 101H110V102ZM27 102V101H26ZM30 102V101H29ZM38 102V101H37ZM64 102H66V100L65 101H63V104H65ZM92 102H94L93 100H92ZM98 102V101H97ZM97 102L95 103V104H97ZM104 102H106V101H104ZM114 102V101H113ZM5 103V102H4ZM35 103V102H34ZM34 103H33V105H34ZM71 103H72V105H73V107H74V104H73V101H71ZM77 103V104H78ZM94 103H90V104H94ZM99 103V104H100ZM106 103V104H107ZM115 103V102H114ZM114 103H112V104H114ZM8 104V103H7ZM11 104H12V102H11ZM23 104H24V101H23ZM70 104V103H69ZM99 104L98 105H94L93 107H95V106H98L99 107ZM105 104V103H104ZM4 105V104H3ZM16 105H17V103H16ZM30 105V104H29ZM38 105H40V104H38ZM49 105V104H48ZM67 105V104H66ZM65 105V106H66ZM71 105V106H72ZM101 105V104H100ZM0 106H1V103H0ZM31 106V105H30ZM60 106V105H59ZM110 106V105H109ZM115 106V105H114ZM8 107V106H7ZM83 107H86L85 105H83ZM103 107V106H102ZM102 107H101V109H102ZM112 107H113V105H112ZM16 108H17V106H16ZM38 108V107H37ZM87 109H88V107H86ZM90 108L91 109H94V108H92V106H90ZM136 108L137 109H139V110H136ZM7 109V108H6ZM39 109V108H38ZM45 109H46V107H45ZM47 109H49V108H47ZM226 109H227V111H229V110H232V111H230V114H228V112H227V115H226ZM229 109V110H228ZM26 110H28V109H26ZM36 110V109H35ZM52 111H53V109H51ZM49 111L50 113H52V111ZM63 110H65V109H63ZM103 110L106 112V109H104L103 108ZM1 111V110H0ZM31 111V110H30ZM37 111V110H36ZM47 111V110H46ZM90 112H91V110H89ZM97 111H99L100 112V109L99 110H97ZM13 112V111H12ZM24 112H25V110H24ZM26 112H29V111H26ZM60 113V112H59ZM59 113H58V115H59ZM70 113H72V112H70ZM96 113V112H95ZM100 113H102L103 114V111L102 112H100ZM1 114V113H0ZM10 114H12V113H10ZM22 114V113H21ZM24 114V113H23ZM68 114V113H67ZM97 114V113H96ZM15 115V114H14ZM16 115H18V114H16ZM34 115V114H33ZM36 115H37V113H36ZM46 115H48L47 113H46ZM53 115V114H52ZM57 115V114H56ZM66 115V114H65ZM64 115V116H65ZM75 115V114H74ZM76 115H78V114H76ZM92 115H94V114H92ZM91 115V116H92ZM23 116V115H22ZM21 116V117H22ZM31 116V115H30ZM40 116V115H39ZM39 116H38V118H39ZM62 116V114L60 113V119L62 118L61 117ZM63 116V117H64ZM68 116H70V115H68ZM73 116V115H72ZM24 117V116H23ZM67 117V115L65 116V118ZM7 118V117H6ZM28 118V117H27ZM31 118V117H30ZM37 118V119H38ZM44 118V117H43ZM42 118V121L44 120ZM47 118V117H46ZM57 118H58V116H57ZM65 118H63V119H65ZM10 119V118H9ZM24 119V118H23ZM59 119V118H58ZM67 119V118H66ZM69 119H70V117H69ZM92 119H93V116H92ZM3 120H4V118H3ZM6 120H8V118L6 119ZM21 120V119H20ZM34 120H35V118H34ZM54 120V119H53ZM10 121V120H9ZM8 121V122H9ZM80 121V120H79ZM257 121H258V123H257ZM264 121V120H263ZM12 122V121H11ZM55 122H56V119H55ZM89 122V121H88ZM91 122V121H90ZM2 123H3V121H2ZM2 123L0 122V126L2 125ZM29 123H30V121H29ZM35 123V122H34ZM78 123V122H77ZM87 123V122H86ZM228 123V122H227ZM9 124V123H8ZM60 124V123H59ZM90 123H88V125H89ZM92 124H90V125H92ZM229 124V123H228ZM260 124V123H259ZM39 125V124H38ZM47 125H49V123L47 124ZM57 125V124H56ZM55 125V126H56ZM77 125V124H76ZM86 125L87 124H85V127H86ZM255 125H256V127H255ZM5 126V125H4ZM54 126V127H55ZM65 126V125H64ZM3 126H1V128H2ZM53 127V126H52ZM53 127V128H54ZM80 127V126H79ZM88 127V126H87ZM92 127V126H91ZM91 127H89V128H91ZM227 127V126H226ZM5 128V127H4ZM30 128V127H29ZM51 128V127H50ZM58 128V127H57ZM57 128H56V130H57ZM81 128V127H80ZM220 128V127H219ZM228 128H230V127H228ZM263 128V127H262ZM12 129H13V127H12ZM62 129V128H61ZM85 130H86V128H84ZM84 129L82 130L83 132H84ZM222 129V128H221ZM14 130V129H13ZM18 130V129H17ZM39 130V129H38ZM64 130V129H63ZM66 130V129H65ZM67 130H70V131H72L73 130V132H74V129H71V127H70V129H67ZM217 130H218V128H217ZM220 130V129H219ZM219 130L217 131V132H219ZM11 131V130H10ZM10 131L8 132V134L10 133ZM22 131V130H21ZM33 131H35V130H33ZM45 131V130H44ZM51 130H49L48 132H50ZM70 131H68V132H70ZM17 132V131H16ZM47 132V131H46ZM61 132V131H60ZM67 132V131H66ZM66 132H65V134H66ZM87 132H88V130H87ZM215 132H216V130H215ZM15 133V132H14ZM26 133V132H25ZM24 133V134H25ZM35 133H37V132H35ZM39 133V132H38ZM42 133V132H41ZM44 133V132H43ZM55 133V132H54ZM53 133V134H54ZM72 132H70V134H71ZM88 133H90V134H92L91 132H88ZM169 133H170V136H169V138L167 137V135H169ZM213 133V132H212ZM219 133H222V132H219ZM225 133V132H224ZM224 133H222L223 135H224ZM19 134H21V132L19 133ZM34 134V133H33ZM48 134V133H47ZM50 134V133H49ZM70 134H69V136H70ZM85 134V133H84ZM84 134H83V137H84ZM167 134V135H166ZM75 135V134H74ZM221 134H219V136H220ZM11 136H14V135H11ZM23 136V135H22ZM26 136H28V135H26ZM39 136H41L40 134H39ZM44 136V135H43ZM57 136V135H56ZM64 136V135H63ZM86 136V135H85ZM182 136V137H181ZM212 136V135H211ZM217 136V135H216ZM219 136H218V138H219ZM10 137V136H9ZM35 137V136H34ZM42 137V136H41ZM58 137V136H57ZM60 137V136H59ZM62 137V136H61ZM213 137V136H212ZM227 137H230V136H227ZM4 138V137H3ZM7 138V137H6ZM18 138V137H17ZM24 138H25V136H24ZM33 138V137H32ZM36 138V137H35ZM64 138V137H63ZM85 138V137H84ZM94 138V139H93ZM215 138V137H214ZM52 139V138H51ZM54 139H56V137L54 138ZM62 139V138H61ZM60 139V140H61ZM67 139H69V137L67 138ZM73 139H74V136H73ZM82 139V138H81ZM213 139V138H212ZM211 139V140H212ZM216 139V138H215ZM214 139V140H215ZM11 140V139H10ZM19 140V139H18ZM23 140V139H22ZM28 140V139H27ZM33 140V139H32ZM38 140H41V139H38ZM44 140H45V138H44ZM43 140V141H44ZM46 140H48V142H49V139H46ZM64 140V139H63ZM62 140V141H63ZM77 140H78V138H77ZM76 140V142H78ZM80 140V139H79ZM84 140H86V138L84 139ZM83 140V141H84ZM88 140V139H87ZM90 140V142H92ZM214 140H212V141H214ZM225 140H226V138H225ZM13 141V140H12ZM15 141V140H14ZM30 141V140H29ZM81 141V140H80ZM216 141V140H215ZM220 142H222L221 141V139L219 140ZM219 141H217V142H219ZM18 142V141H17ZM50 142H51V140H50ZM49 142V143H50ZM58 142V141H57ZM65 142V141H64ZM64 142H62V144L64 143ZM67 142H69V141H67ZM72 141H70L69 143H71ZM75 142V141H74ZM90 142H88V145H89V143ZM225 142V141H224ZM52 143V142H51ZM95 142H93V144H96ZM212 143H214V142H212ZM22 144H24V143H22ZM29 144V143H28ZM33 144V143H32ZM42 144H43V142H42ZM59 144V143H58ZM62 144H61V146H62ZM65 144V143H64ZM75 145L76 144H79V143H74ZM86 144V143H85ZM84 144V147L86 146V147H88V148H90L88 145H85ZM92 144V143H91ZM90 144V145H91ZM98 145H99V143H97ZM170 145V146H172V147H174L172 150H171V158L173 159L172 160V163L175 165V166H178V165H180L181 164V161L179 160V159H176V154H177V149H176V147L178 146V145H180V144H182V146H181V148H183L185 151H186V155H187V157H188V161H187V164H188V167H189V169H188V172H190L191 174H194L195 175V177H193L194 175H192V178H195V180H194V182L195 183H193L194 184V191L193 190H190V188H192V186L191 187H189L188 185V183L187 182H185V183H187L188 185H183L182 184V182H181V180H180V172H179V174L177 175V176H175L174 177V175L172 174L171 175V177L169 178V183H170V190H171V192H174V193H176L175 191H178V189H182V193H181V202H180V204L178 205V206H173V207H170V209H169V214H168V216L165 218V220H167L168 218L170 219V222L169 223H166V225L164 226V222L162 221H159L157 218H156V212L158 211V210H156V202L159 200V198H158V196H159V194H156L157 193V191L159 190V189H161V190H163V184L161 183L160 185H158L157 183L158 182H155V180H154V177H153V175H152V170L151 169H153V167H155L156 165H152L151 164V159L152 158H156L157 159V157H160V153H161V150L163 149V146H165V145ZM215 144H216V142H215ZM214 144V145H215ZM15 145H17V143L15 142V144H14V147H15ZM73 145V144H72ZM214 145H212V146H214ZM218 145H219V143H218ZM218 145H216V146H218ZM226 145V144H225ZM5 146V145H4ZM20 146V145H19ZM61 146H59V148L61 147ZM108 146V145H107ZM210 146V145H209ZM211 146V148L212 149H214L213 147ZM227 146V145H226ZM0 147H2L1 145H0ZM21 147V146H20ZM19 147V149H20V151H19V153L20 152H22L21 150L23 149V148H20ZM25 147V146H24ZM46 147V146H45ZM53 147H54V145H53ZM70 147H71V145H70ZM77 147V146H76ZM80 147V146H79ZM83 147V148H84ZM94 147V146H93ZM222 147V149H223V147L224 146H221ZM56 148V147H55ZM63 148V147H62ZM65 148V147H64ZM73 148H75V147H73ZM138 148V149H137ZM209 148V147H208ZM218 148V147H217ZM227 148V147H226ZM18 149V148H17ZM86 149V148H85ZM101 150L103 149V148H100ZM133 149V150H132ZM211 149V150H212ZM221 149V148H220ZM228 149V148H227ZM29 150V149H28ZM41 150V149H40ZM55 150V149H54ZM71 151L73 150L72 149V147H71V149H70ZM97 150V149H96ZM101 150H99V152L101 151ZM106 150H108V149H106ZM123 150V149H122ZM138 150V151H137ZM167 150V149H166ZM231 150V149H230ZM2 151H3V148H2ZM18 151V150H17ZM47 151V150H46ZM51 151V149H49V152ZM103 152L102 153H104V150H102ZM110 151V150H109ZM232 151V150H231ZM51 152H53V151H51ZM56 152H57V149H56ZM74 152V151H73ZM37 153H39L38 151H37ZM44 153V152H43ZM64 152H62V153H60V154H62V155H64L63 154ZM107 153H108V151H107ZM110 153V152H109ZM228 154H229V152H227ZM231 153V152H230ZM23 154V153H22ZM32 154H33V152H32ZM35 155H36V152L34 153ZM58 154V153H57ZM88 154V153H87ZM86 154V155H87ZM68 155V154H67ZM66 155V156H67ZM109 155V154H108ZM163 155H166V154H163ZM231 155V154H230ZM234 155V154H233ZM29 156V155H28ZM40 156H41V154H40ZM65 156V155H64ZM111 156V155H110ZM235 156V155H234ZM32 157V156H31ZM61 157V156H60ZM59 157V158H60ZM63 157V156H62ZM61 157V158H62ZM70 157V156H69ZM72 157V156H71ZM70 157V158H71ZM108 157V156H107ZM113 157H116V156H113ZM208 157V158H207ZM225 157H226V155H225ZM231 157H233V156H231ZM230 157V158H231ZM35 158H37V157H35ZM41 158V157H40ZM40 158H39V160H40ZM49 158H50V156H49ZM64 158V157H63ZM117 158V157H116ZM166 158V157H165ZM4 159V158H3ZM45 159V158H44ZM66 159H67V157H66ZM65 158L64 159H61V160H66ZM127 159H129V158H127ZM168 159V157L166 158V160ZM47 160V159H46ZM57 160V159H56ZM69 160V159H68ZM67 160V161H68ZM159 160H163L162 158L160 159L159 158ZM159 160H158V162H159ZM232 160H238V156H237V158L236 159H233L232 158ZM15 161H16V159H15ZM14 161V162H15ZM20 161V160H19ZM30 161V160H29ZM44 161V160H43ZM48 161V160H47ZM54 161V160H53ZM67 161H65V162H67ZM71 161V160H70ZM75 161V160H74ZM116 161V160H115ZM238 161H240V159L238 160ZM45 162V161H44ZM55 162V161H54ZM72 162H73V160H72ZM118 162V161H117ZM128 162V163H129ZM214 162V161H213ZM15 163H18V162H15ZM36 163H38L37 161L35 162V163H33L34 165L33 166H35L36 165ZM43 163V162H42ZM47 163V162H46ZM46 163H44V164H46ZM53 163V162H52ZM59 163V162H58ZM69 163V162H68ZM74 163V162H73ZM73 163H71V164H73ZM114 163V162H113ZM165 163H167V162H165ZM185 163V162H184ZM232 163V162H231ZM238 163V162H237ZM19 164V163H18ZM27 164V163H26ZM40 163H38V165H39ZM43 164V166H45ZM70 164V163H69ZM108 164V163H107ZM106 164V165H107ZM110 164V163H109ZM112 164V163H111ZM115 164V163H114ZM139 164L140 165H145V166H147V165H149L150 164V166H148L147 167V170L144 172H140V173H137L136 172V168L139 166ZM232 164H235V163H232ZM21 165H23V162H22V164ZM31 165V167H32V164H30ZM47 165H51V164H47ZM58 165V164H57ZM113 165V164H112ZM111 165V166H112ZM152 165V166H151ZM163 165H165V164H163ZM169 165H171V164H169ZM236 165V164H235ZM8 166V165H7ZM18 166H20V165H18ZM27 166V165H26ZM42 166V165H41ZM74 166V165H73ZM119 166V165H118ZM127 166V165H126ZM125 166V167H126ZM161 166V165H160ZM234 166V165H233ZM242 166V165H241ZM13 167V166H12ZM52 167V166H51ZM58 167H60L59 165H58ZM64 167V166H63ZM124 167V168H125ZM158 167V166H157ZM180 167H181V165H180ZM248 167V166H247ZM2 168V167H1ZM0 168V169H1ZM4 168H7V167H5L4 166ZM16 168H18V167H16ZM15 168V169H16ZM40 168V167H39ZM46 168H47V166H46ZM110 168V167H109ZM159 169H160V167H158ZM168 168H170V167H168ZM171 168H172V166H171ZM235 169L237 168V167H234ZM245 168V167H244ZM14 169V170H15ZM19 169V168H18ZM36 169V168H35ZM43 169V168H42ZM113 169V168H112ZM159 169H157V170H159ZM164 168H161L160 170H159V172L158 173H161V170H163ZM233 169V168H232ZM249 169H252V168H249ZM4 170V169H3ZM9 170V172H10V169H8ZM14 170H12V171H14ZM28 169H26V171H27ZM39 170V169H38ZM46 170V169H45ZM44 170V171H45ZM49 171H50V168L48 169ZM115 170V169H114ZM165 170H167V168L165 169ZM171 170H173V169H171ZM170 170V171H171ZM227 170V169H226ZM2 171V170H1ZM0 171V173H2ZM4 171H7V169H5ZM18 171V170H17ZM16 171V172H17ZM21 171V170H20ZM24 171H25V169H24ZM43 171V172H44ZM56 171H57V167H56ZM102 171V170H101ZM101 171H100V173H101ZM105 171H106V166H105ZM108 171V170H107ZM151 171V174H149V172ZM19 172V171H18ZM34 173L35 174V172L34 171H31V173ZM103 172V171H102ZM163 172V171H162ZM181 172L183 173L184 172V170H181ZM228 172V171H227ZM4 173V172H3ZM20 173V172H19ZM29 173V172H28ZM28 173H27V175H28ZM31 173H29V174H31ZM46 173V172H45ZM51 173V172H50ZM52 173H54V172H52ZM116 173H117V171H116ZM115 173V174H116ZM123 174H119V172H118V175L120 176V175H124V172H122ZM164 173V172H163ZM189 173V174H190ZM225 173V172H224ZM234 173V172H233ZM237 173V172H236ZM247 173V175H246V177L248 178V181H249V183L251 184V187L253 188V191L254 192H256V197L258 198V202H259V211L258 212H256L255 210H253L250 206H251V204H252V202L254 201V200H252V195H247V197L245 198V199H243L244 201V204H245V206H246V208H245V210H244V214H243V216L246 214L247 216H249V217H251V220H253V219H255L256 218V221L255 220H253L252 222H250L249 223V225L247 226V230H248V232H249V237H250V233L251 232H253L258 238H264V183L262 184V183H259V181H258V179H256L255 178V176L253 175V173L251 172H246ZM10 174V173H9ZM14 174V173H13ZM22 174V173H21ZM39 174V173H38ZM138 175V179L136 180V178H135V176L134 175ZM165 174V173H164ZM211 174V175H210ZM4 175V174H3ZM7 175V174H6ZM16 175V174H15ZM26 175V176H27ZM36 175V174H35ZM55 175V174H54ZM56 175H58L59 176V174H58V171L56 172ZM73 175V174H72ZM99 175V174H98ZM104 175V174H103ZM160 175V174H159ZM226 175V174H225ZM0 176H1V174H0ZM10 176V179H11V175H9ZM23 176V175H22ZM26 176L24 175L23 177H24V181H25V179H26ZM58 176H55V178L57 177L58 178ZM101 176V175H100ZM115 176V175H114ZM126 176V177H127ZM161 176H163V174L161 175ZM28 177V176H27ZM31 176H29V178H30ZM96 177H99V176H96ZM166 177H168V176H166ZM220 177H221V175H220ZM235 178H238L239 177V173H238V177H236V176H234ZM9 178V177H8ZM13 178H15V177H13ZM32 178H33V176H32ZM39 178V177H38ZM61 177H59L58 179H60ZM240 178V177H239ZM18 179H19V177H18ZM28 179V178H27ZM33 179H35V177L33 178ZM43 179V178H42ZM70 179V178H69ZM96 179H98V178H96ZM99 179H100V177H99ZM108 179V178H107ZM112 179V178H111ZM188 179H189V177H188ZM221 179V178H220ZM1 180V179H0ZM12 180V179H11ZM22 180V179H21ZM30 180V179H29ZM32 180V179H31ZM37 180V182H39V180L38 179H36ZM36 180H34V181H36ZM49 180V179H48ZM46 181V179H45V181L46 182H50V180L49 181ZM53 181H54V179H52ZM51 180V181H52ZM60 180H64V179H60ZM67 180H68V178H67ZM109 180V179H108ZM212 181H210L211 183L212 182H214L215 180H213V179H211ZM222 180V179H221ZM220 180V181H221ZM223 180H224V178H223ZM227 180V179H226ZM226 180H224V182H223V188L224 189H227L228 188V183H229V181L231 180V176H230V178L228 179V183H227V181ZM9 181V180H8ZM6 182L7 184H9V182ZM33 181V182H34ZM110 181V180H109ZM163 181V180H162ZM166 181H168V180H166ZM165 181V182H166ZM186 181V180H185ZM192 181L193 180H191V184H192ZM216 181H217V179H216ZM236 181H237V179H236ZM257 181H258V183H257ZM29 182V181H28ZM32 182V183H33ZM45 182V183H46ZM55 182V181H54ZM56 182H57V180H56ZM59 182V181H58ZM57 182V183H58ZM61 182V181H60ZM59 182V183H60ZM64 182H65V180H64ZM86 181H84V183H85ZM97 182V181H96ZM99 182V181H98ZM117 182V181H116ZM219 182V181H218ZM232 182H233V180H232ZM231 181H230V184L232 183ZM238 182V181H237ZM236 182V183H237ZM244 182V181H243ZM1 183H2V181H1ZM20 183V182H19ZM31 183V182H30ZM31 183V184H32ZM41 184H43L44 183V181H42V182H40ZM40 183H38V184H40ZM82 183V182H81ZM81 183H80V185H81ZM87 183V182H86ZM160 183V182H159ZM168 183V184H169ZM211 183H210V185H211ZM216 184H217V182H215ZM240 183H242V182H240ZM3 184V183H2ZM18 184V183H17ZM22 184H25V183H22ZM27 184V183H26ZM68 184H70V181L68 182ZM125 184V183H124ZM130 184V183H129ZM167 184V183H166ZM214 184V183H213ZM220 184H221V182H220ZM235 184V183H234ZM233 184V185H234ZM237 184H239V183H237ZM243 184V183H242ZM11 185V184H10ZM13 185V184H12ZM19 185V184H18ZM28 185V184H27ZM32 185H34V184H32ZM36 185V184H35ZM98 185V184H97ZM101 185L102 184H100V187H101ZM232 185V189H233V186ZM2 186V185H1ZM41 186H44V184L43 185H40V188H41ZM85 186H86V184H85ZM93 186H95V184H89V187L90 188H92ZM159 186V187H158ZM220 186V185H219ZM219 186H217V188L219 187ZM235 186H236V184H235ZM242 186H244V184L242 185ZM246 186V185H245ZM248 186V185H247ZM13 187H15V185L13 186ZM19 187V186H18ZM18 187H17V189H18ZM27 187V186H26ZM56 187V186H55ZM71 187V186H70ZM105 187V186H104ZM147 187H149L148 189H146ZM210 187V186H209ZM216 187V186H215ZM237 187V186H236ZM20 188V187H19ZM21 188H23V187H21ZM20 188V190H22L23 192H24V189H21ZM25 188V187H24ZM35 188V187H34ZM39 188V187H38ZM42 188H45V186L44 187H42ZM49 188V187H48ZM48 188H47V190L46 191H48ZM54 188V187H53ZM52 188V189H53ZM56 188H58V187H56ZM56 188H55V190H56ZM121 188V187H120ZM119 188V189H120ZM127 188V187H126ZM231 188V187H230ZM230 188H228V189H230ZM244 188V187H243ZM247 188V187H246ZM9 189V188H8ZM32 189V188H31ZM72 189H73V187H72ZM78 189V188H77ZM84 189H87V188H84ZM98 189V188H97ZM107 189V188H106ZM211 189V188H210ZM213 189V188H212ZM220 189V188H219ZM234 189H235V187H234ZM240 188L239 187H237L234 191H236V194L238 195H236L235 194V196H236V198L237 199H240V200H242V198H240L239 196H240V194L242 193L243 194V192L242 191H240L239 190ZM2 190V189H1ZM16 190V189H15ZM19 190V189H18ZM18 190H16V192L18 191ZM19 190V191H20ZM41 191H42V189H40ZM55 190H52V191H50V192H53V191H55ZM74 190V189H73ZM78 190H80V189H78ZM105 190V189H104ZM108 190V189H107ZM153 190H154V192H153ZM179 190V191H180ZM221 190V189H220ZM242 190H244V189H242ZM4 191H5V189H4ZM39 191V190H38ZM101 190H99V192H100ZM125 191H127V190H125ZM165 191V190H164ZM218 191L219 190H217V194H218ZM247 191H249V190H247ZM7 192V191H6ZM10 192L11 191H9V193L8 194H10ZM23 192H20V193H23ZM59 192V191H58ZM65 192V191H64ZM71 192H73L72 190H71ZM79 192V191H78ZM84 191L82 190V193H83ZM120 192H122V189L120 190ZM159 192H161V194H162V191H159ZM233 192V191H232ZM239 192H241V193H239ZM2 193H3V190H2ZM1 193V194H2ZM19 193V194H20ZM26 193H28V192H26ZM25 193V194H26ZM31 193V192H30ZM29 193V194H30ZM48 192H46V194H47ZM101 193V192H100ZM219 193H220V191H219ZM222 193V192H221ZM220 193V194H221ZM246 193V192H245ZM5 194V193H4ZM8 194H7V196H8ZM14 194V193H13ZM24 194V195H25ZM49 194V193H48ZM52 194V193H51ZM57 193H55V196H57L56 195ZM103 194V193H102ZM209 194V193H208ZM212 193H210V195H211ZM216 194V193H215ZM216 194V195H217ZM220 194H219V199L221 198L220 197ZM12 195V194H11ZM18 195V194H17ZM27 195V194H26ZM37 195V194H36ZM53 195V197H54V194H52ZM83 195H84V193H83ZM180 195V194H179ZM210 195H209V197H210ZM223 195H225L224 193H222V196ZM231 196L230 194H228V192H227V195H225L226 197V199L225 200H223V198H222V200L223 201H228L229 202V200L227 199V198H229V197H227V196ZM10 196V195H9ZM16 196V195H15ZM14 196V197H15ZM21 196V195H20ZM41 196V195H40ZM49 196H50V194H49ZM60 197H63V196H61V195H59ZM81 196V195H80ZM105 196V195H104ZM103 196V197H104ZM164 196V195H163ZM203 196V195H202ZM205 196V195H204ZM212 196V195H211ZM218 196V195H217ZM243 196V195H242ZM241 196V197H242ZM6 197V196H5ZM12 197V196H11ZM33 196L31 195V198H32ZM34 197H35V193H34ZM33 197V198H34ZM79 197V196H78ZM102 196L100 195V198H101ZM108 197V196H107ZM117 197V196H116ZM162 197V196H161ZM176 197V196H175ZM224 197V196H223ZM0 198H2L1 196H0ZM4 198V197H3ZM16 198V197H15ZM18 198V197H17ZM21 198H22V196H21ZM28 198H30V196L28 197ZM88 198V197H87ZM99 198V199H100ZM105 198V197H104ZM178 198V197H177ZM208 198V197H207ZM231 198V197H230ZM244 198V197H243ZM7 199V198H6ZM14 199V198H13ZM25 199H26V196H25ZM25 199H23V201L25 200ZM67 199V198H66ZM65 199V200H66ZM80 199H82V197L80 198ZM96 199V198H95ZM116 199V198H115ZM162 200H163V198H161ZM209 199V198H208ZM211 199H213V201L211 200ZM1 200V199H0ZM4 200H5V198H4ZM3 200V201H4ZM10 200V199H9ZM16 200V199H15ZM19 200V199H18ZM41 200V199H40ZM47 200V199H46ZM63 200V199H62ZM90 200V199H89ZM97 200V199H96ZM112 200V199H111ZM205 200V199H204ZM207 200V199H206ZM214 200L216 201V199H214V196H213V198L211 197L208 201H207V203L209 204L208 205V207H210L211 206V204H212V202H214ZM231 200V199H230ZM239 200V201H240ZM6 201V200H5ZM4 201V202H5ZM10 201H12V202H14V200H10ZM31 201V200H30ZM35 201H37V200H35ZM45 201V200H44ZM93 201H94V199H93ZM164 201V200H163ZM202 201H203V199H202ZM232 202H233V200H231ZM7 202V201H6ZM12 202H10L11 203V206H12ZM17 202H20V201H17ZM26 202L28 203V201L26 200ZM40 202V201H39ZM49 202V201H48ZM67 202H69V200H67ZM89 202H92V201H89ZM102 202V201H101ZM217 202V201H216ZM215 202V204H217ZM228 202H226V203H228ZM46 203V202H45ZM211 203V204H210ZM221 203V202H220ZM16 204V203H15ZM14 204V205H15ZM31 204V206H32V203L30 202L29 204H27V205H30ZM47 204H49V203H47ZM88 204H91V203H88ZM95 204V203H94ZM98 204V203H97ZM101 204H105V203H101ZM215 204H213V206H215ZM218 204H219V202H218ZM232 204V203H231ZM241 204V202L239 203V205ZM0 205H2V204H0ZM5 205H6V203H5ZM4 205V206H5ZM22 205V204H21ZM33 205H34V203H33ZM43 205H44V203H43ZM102 205V206H103ZM108 205V204H107ZM204 205V204H203ZM207 205V204H206ZM205 205V206H206ZM220 205H222L223 206V209H227L226 208V206L225 205H223V204H220ZM255 205H256V203H255ZM6 206H8V205H6ZM16 206H17V204H16ZM38 206V205H37ZM45 206H48V205H45ZM53 206V205H52ZM72 206V205H71ZM90 205H88V207H89ZM101 206V207H102ZM159 205H157V207H158ZM166 206H168V205H166ZM225 206V207H224ZM238 205L236 204V208H238L237 207ZM243 206V205H242ZM15 207V206H14ZM19 206H17V208H18ZM24 207H26V206H24ZM34 207V206H33ZM36 207V206H35ZM34 207V208H35ZM39 207V206H38ZM44 207V206H43ZM68 207H70V206H68ZM90 207H92V205L90 206ZM218 207H220V206H218ZM234 207H235V205H234ZM234 207H232V211H234L233 210V208ZM257 207V206H256ZM255 207V208H256ZM13 208V207H12ZM19 208H21V207H19ZM18 208V209H19ZM47 208V207H46ZM49 208V207H48ZM53 208V207H52ZM52 208H51V210H52ZM61 208H62V205H61ZM92 208H94V211H95V207H92ZM100 208V207H99ZM104 208V207H103ZM217 208V207H210V211H211V217H212V215H213V217L211 218V220H213V222L215 223V225L216 224H218V225H220V223H221V221H223V219H225V218H221V220H220V215H222V214H220L219 215V217H218V219L220 220L219 221V223H218V220H217V214L216 213H214V211L216 212V210L215 209ZM228 208H229V206H228ZM231 208V207H230ZM240 208V207H239ZM1 209V208H0ZM18 209H16V210H18ZM26 210H28L27 208H25ZM50 209V208H49ZM159 209V208H158ZM206 209V208H205ZM4 210V209H3ZM6 210H7V207H6ZM10 210V209H9ZM34 210V209H33ZM43 210V209H42ZM42 210H41V212H42ZM63 210V209H62ZM61 210V211H62ZM90 210H92V209H90ZM99 210V209H98ZM203 210V209H202ZM208 210V208H207V212H209V214H210V211ZM219 210V208L217 209V211ZM220 210H222V207H221V209ZM219 210V211H220ZM237 210V209H236ZM240 210H241V208H240ZM257 210V209H256ZM13 211H14V209H13ZM29 211V210H28ZM36 211V210H35ZM37 211H39V209L37 210ZM46 211H48V210H46ZM64 211V210H63ZM78 211V210H77ZM93 211V213H92V217H94V216H98V213H97V211L96 212H94ZM206 211V210H205ZM231 211V212H232ZM7 212V211H6ZM12 212V211H11ZM45 212V211H44ZM60 211H58V213H59ZM89 212V211H88ZM87 212V213H88ZM1 213V212H0ZM5 213V212H4ZM3 213V214H4ZM14 213V212H13ZM18 213V212H17ZM21 213V212H20ZM30 212H28V214H29ZM57 213V214H58ZM64 213H66V212H64ZM63 213V214H64ZM90 213V212H89ZM161 213V212H160ZM205 214H206V212H204ZM223 213V212H222ZM225 213H227V212H225ZM229 213V212H228ZM19 214V213H18ZM50 213L48 212V215H49ZM62 214V213H61ZM62 214V215H63ZM80 214V213H79ZM107 214V213H106ZM113 214V215H114ZM123 214H125V215H123ZM216 214V215H215ZM219 214V213H218ZM27 214H25L24 216H25V218L23 217V215H22V217L24 218V219H27L26 217L28 216H26ZM30 215V214H29ZM33 215H35V214H32V215H30L31 217H33ZM46 215V214H45ZM50 215H53V214H50ZM49 215V216H50ZM59 215V214H58ZM87 215V214H86ZM167 215V214H166ZM204 215V214H203ZM228 215V214H227ZM7 216V215H6ZM36 216V215H35ZM55 216V215H54ZM83 216H84V214H83ZM88 216H89V214H88ZM124 216V217H123ZM207 216V215H206ZM224 216H226V215H224ZM242 216V215H241ZM13 217V216H12ZM47 217V216H46ZM59 217H61V216H59ZM63 217V216H62ZM65 217V216H64ZM66 217H68V216H66ZM65 217V218H66ZM91 217V218H92ZM114 217V216H113ZM208 217V216H207ZM207 217L206 218H204V219H206L207 220ZM210 217V216H209ZM223 217V216H222ZM232 217V216H231ZM233 217H234V212H233ZM1 218V217H0ZM10 218V217H9ZM18 218V217H17ZM20 218H21V215H20ZM51 218H52V216H51ZM54 218V217H53ZM90 218V217H89ZM95 218V217H94ZM162 218V217H161ZM227 218H229V216H227ZM242 218V217H241ZM241 218H239V219H241ZM5 219V218H4ZM3 219V220H4ZM8 218L6 217V220H7ZM10 219H12V218H10ZM16 219V218H15ZM19 219V218H18ZM43 219V218H42ZM41 219V220H42ZM46 219V218H45ZM48 220H49V218H47ZM62 219V218H61ZM71 219V217L69 218V220ZM231 219V218H230ZM234 219H235V217H234ZM237 219V218H236ZM28 220V219H27ZM40 220V221H41ZM55 220V219H54ZM62 220H64V219H62ZM89 220V219H88ZM95 220V219H94ZM190 220H191V218H190ZM189 220V221H190ZM250 220V219H249ZM11 221V220H10ZM17 221V219L15 220V222ZM20 221H23L22 219L20 220ZM30 221V220H29ZM46 221V220H45ZM50 221V220H49ZM60 221V220H59ZM73 221V220H72ZM77 221V220H76ZM76 221H74V222H76ZM209 221V220H208ZM207 221V222H208ZM228 221V220H227ZM236 221V220H235ZM244 221V220H243ZM39 222V221H38ZM62 222V221H61ZM167 222V221H166ZM177 222H178V220H177ZM203 222H205V221H203ZM212 221H211V225H213V226H215L214 224H212L213 223ZM237 222V221H236ZM5 222H3V224H4ZM12 223V222H11ZM36 224H38L37 223V221L35 222ZM41 223V222H40ZM42 223H44V222H42ZM46 223H47V221H46ZM73 223V222H72ZM92 223V222H91ZM196 223V222H195ZM232 223H235V222H232ZM248 223V222H247ZM56 224V223H55ZM68 224V223H67ZM76 223H74V225H75ZM78 224V223H77ZM97 224V223H96ZM104 224V223H103ZM206 224V223H205ZM223 224V223H222ZM224 224H225V221H224ZM244 224V223H243ZM16 225V224H15ZM14 225V226H15ZM39 225V224H38ZM37 225V226H38ZM43 225V224H42ZM46 224H44L43 226H45ZM63 225V224H62ZM69 225V224H68ZM71 225V224H70ZM94 225V224H93ZM105 225V224H104ZM200 225H201V223H200V221L198 220V222H197V224H196V226L198 227V228H200ZM13 226V225H12ZM13 226V227H14ZM18 226V225H17ZM16 226V227H17ZM19 226H20V224H19ZM28 226H30V225H28ZM40 226H41V224H40ZM47 226V225H46ZM58 226V228H59V225H57ZM77 226V225H76ZM177 226V225H176ZM217 226V225H216ZM215 226V227H216ZM24 227H26V226H24ZM75 227V226H74ZM112 227V226H111ZM205 227H207V226H205ZM208 227H209V225H208ZM227 227H228V225H227ZM229 227H230V225H229ZM12 228V227H11ZM23 228V227H22ZM29 228V227H28ZM28 228H27V232H28ZM33 227L31 226V228H29V229H32ZM57 228V227H56ZM92 228H93V226H92ZM91 228V229H92ZM17 229V228H16ZM21 228H19V229H17V230H20ZM24 229H26V228H24ZM24 229H22V231L24 230ZM43 229H45V228H43ZM43 229H42V231H43ZM55 229V228H54ZM95 229V228H94ZM127 229H128V232H127ZM210 229V228H209ZM208 228H207V230H209ZM16 230V231H17ZM33 230V229H32ZM38 229H36V231H37ZM46 230V229H45ZM62 230V229H61ZM64 230V229H63ZM102 230H103V228H102ZM109 229H107V231H108ZM110 230H111V228H110ZM117 230V229H116ZM224 230H226L225 228H223V233H224ZM11 231H12V229H11ZM26 231V230H25ZM24 231V232H25ZM34 231H35V228H34V230H33V233H34ZM40 231V230H39ZM49 231V230H48ZM105 231V230H104ZM190 231H193V230H190ZM216 231H217V229H216ZM219 231H220V229H219ZM228 231V230H227ZM26 232V233H27ZM30 232V231H29ZM38 232V231H37ZM37 232H36V234H37ZM45 233L47 232V231H44ZM55 232V231H54ZM54 232H52L53 234H54ZM66 232V231H65ZM106 232V231H105ZM112 232V231H111ZM181 232V231H180ZM198 232V231H197ZM207 232V231H206ZM210 232H211V230H209V232H207V234L209 233V236H210ZM212 232H214V231H212ZM211 232V233H212ZM238 232H240V231H238ZM1 233V232H0ZM13 233V232H12ZM31 233H32V231H31ZM60 233V232H59ZM66 233H68V232H66ZM171 233V232H170ZM204 233V232H203ZM221 233V232H220ZM228 233V232H227ZM226 233V234H227ZM3 234V233H2ZM21 234V233H20ZM174 234V233H173ZM230 234V233H229ZM5 235V234H4ZM14 235H17V234H15L14 233ZM34 237H35V235L34 234H32ZM38 235V234H37ZM45 235V234H44ZM62 235H64V234H62ZM177 235V234H176ZM182 235V234H181ZM218 235V234H217ZM222 235V234H221ZM1 237H2V235H0ZM8 236V235H7ZM22 236V235H21ZM26 236V235H25ZM31 236V235H30ZM50 236H51V233H50ZM60 237H61V235H59ZM192 236H193V234H192ZM203 236V235H202ZM220 236V235H219ZM226 236V235H225ZM225 236L223 235L222 237H221V239L219 240V239H217L219 242L220 241H222V248L228 253L227 255H229L228 257H230V259H231V262L232 263H234L235 261L233 260V258L235 259V257H234V254H231V251H230V244H231V242L229 241V243L227 242V240H226V238H225ZM19 237V236H18ZM24 237V236H23ZM27 238L29 237V236H26ZM26 237H25V240H29V239H26ZM32 237V236H31ZM41 237V236H40ZM60 237H58V238H60ZM66 237V236H65ZM68 237V236H67ZM66 237V238H67ZM169 237H171V236H169ZM172 237H173V235H172ZM182 237V236H181ZM205 237V236H204ZM208 237V236H207ZM16 238V237H15ZM20 238V237H19ZM47 238V237H46ZM114 238V237H113ZM195 238V237H194ZM216 238H217V236H216ZM23 239V238H22ZM50 239H52V238H50ZM55 239V238H54ZM65 239V238H64ZM68 239V238H67ZM66 239V240H67ZM169 239V238H168ZM167 239V240H168ZM174 240L176 239V237H174L173 238ZM181 239V238H180ZM182 239H183V237H182ZM181 239V240H182ZM202 239V238H201ZM203 239H205V238H203ZM229 239V238H228ZM234 239H236L235 237H234ZM241 239V238H240ZM250 239H251V237H250ZM250 239H248V242H249V240ZM31 240V239H30ZM33 240V239H32ZM40 240H41V238H40ZM48 240V239H47ZM243 240V242H242V249H243V256H242V260L243 259H246V264L248 263V262H251L252 261V264H261L260 263V258H261V256H262V253H263V251H264V246H263V248H256V246H254V245H252L251 243H246L247 242V240L246 239H242ZM252 240V239H251ZM7 241V240H6ZM24 241V240H23ZM35 241V240H34ZM57 241H58V239H57ZM63 241V240H62ZM177 241V240H176ZM183 241H184V239H183ZM205 241V240H204ZM211 241V240H210ZM236 241V240H235ZM2 242V241H1ZM16 242V241H15ZM18 242V241H17ZM22 242V241H21ZM28 242V241H27ZM30 243H31V241H29ZM28 242V243H29ZM44 242V241H43ZM61 242V241H60ZM59 241H58V243H60ZM215 242V241H214ZM258 242V241H257ZM264 242V241H263ZM7 243V242H6ZM19 243H20V241H19ZM25 243V242H24ZM49 243H50V241H49ZM66 243V242H65ZM70 243V242H69ZM169 243V242H168ZM241 243V242H240ZM22 244V243H21ZM20 244V245H21ZM32 244H34V242L32 241ZM35 244H37V243H35ZM50 244H52V243H50ZM61 244H62V242H61ZM61 244H59V245H61ZM177 244V243H176ZM175 244V245H176ZM181 244V243H180ZM207 244H209L208 242H207ZM217 244V243H216ZM263 244V243H262ZM19 245V244H18ZM37 245H39V244H37ZM49 245V244H48ZM53 245H55V244H53ZM214 245H215V243H214ZM218 245V244H217ZM258 245V244H257ZM14 246V245H13ZM25 246V245H24ZM30 246V245H29ZM40 246V245H39ZM44 246V245H43ZM52 246V245H51ZM63 246V245H62ZM61 246V248H63ZM65 246V245H64ZM67 246V245H66ZM166 246V245H165ZM164 246V247H165ZM184 246V243H182V247ZM197 247H196V250H194V252H196V253H200V251H201V249L199 248V246H198V243H197V245H196ZM202 246V245H201ZM23 247V246H22ZM26 247H28V244H26ZM35 247V246H34ZM38 247V246H37ZM42 247V246H41ZM191 247V246H190ZM205 247L207 248V246L205 245ZM220 247H221V245H220ZM259 247H261V246H259ZM3 248H4V246H3ZM24 248V247H23ZM22 248V249H23ZM43 248V247H42ZM41 248V249H42ZM47 248V247H46ZM59 248V247H58ZM217 247H215V249H216ZM28 249H29V247H28ZM31 249V248H30ZM65 250H66V248H64ZM183 249V248H182ZM205 249V248H204ZM209 249H210V247H209ZM236 249V248H235ZM1 250H3V249H1ZM10 249H8V251H9ZM14 250H15V248H14ZM26 250V249H25ZM47 250H48V248H47ZM52 250V249H51ZM50 250V251H51ZM64 250V251H65ZM193 250V249H192ZM232 250V249H231ZM32 251H34V249L32 250ZM36 251V250H35ZM97 251V250H96ZM167 251V250H166ZM182 251V250H181ZM208 251V250H207ZM211 251H212V249H211ZM239 251V250H238ZM16 252V251H15ZM28 252H30L29 250H28ZM40 252V251H39ZM57 252V251H56ZM55 252V253H56ZM63 252V251H62ZM236 252H237V250H236ZM1 253V252H0ZM48 253H50V252H48ZM61 253V252H60ZM67 253V252H66ZM103 253V252H102ZM168 253V252H167ZM192 253V252H191ZM190 253V254H191ZM196 253H195V255H196ZM203 253V252H202ZM215 253H219L218 251L217 252H215ZM3 254H5V253H3ZM9 254V253H8ZM11 254V253H10ZM28 254V253H27ZM27 254H25L26 256H27V258L30 256V255H27ZM36 254L38 255V253L36 252ZM51 254V253H50ZM172 254H173V252H171V253H168V256H170L169 258H168V260H167V262H166V264H178V261H177V258H174L173 256H172ZM182 254V253H181ZM204 254V253H203ZM207 254V253H206ZM214 254V253H213ZM213 254H212V257H214L213 256ZM24 255V256H25ZM35 255V254H34ZM40 255V254H39ZM38 255V256H39ZM56 255V254H55ZM202 255V254H201ZM209 255V254H208ZM219 255V254H218ZM217 255V256H218ZM225 255V254H224ZM238 255V254H237ZM241 255V254H240ZM239 255V256H240ZM9 257H10V255H8ZM12 256V255H11ZM31 256H32V254H31ZM31 256H30V259H32L31 258ZM52 256V255H51ZM109 256H110V253H109ZM165 256V255H164ZM198 256V255H197ZM220 256V255H219ZM40 257V256H39ZM53 257V256H52ZM59 257H60V255H59ZM67 257V256H66ZM90 257V256H89ZM189 257H192V258H194L193 257V255L192 256H189ZM206 257V259H207V255L205 256ZM5 259H6V257H4ZM21 258V257H20ZM56 260H57V257L55 256L54 257ZM53 258V259H54ZM61 258H62V256H61ZM183 258H184V260H185V262H186V264H192V262H188V261H186V259H185V256H184V254H183ZM203 258V257H202ZM7 259H8V257H7ZM6 259V260H7ZM14 258H12V260H13ZM29 259V260H30ZM37 259V258H36ZM44 259V258H43ZM46 259V258H45ZM44 259V260H45ZM208 259H209V257H208ZM214 260H215V258H213ZM26 260V262L28 261L27 259H25ZM34 260H35V258H34ZM37 260H39V259H37ZM44 260H43V262H44ZM54 261V262H58V261ZM63 260H65V259H63ZM179 260V259H178ZM183 260V261H184ZM217 260H218V258H217ZM242 260H241V262H242ZM36 261V260H35ZM53 261H51L50 263H52ZM61 261V260H60ZM59 261V262H60ZM205 261V260H204ZM216 261V260H215ZM248 261V262H247ZM7 262V261H6ZM11 262V261H10ZM37 262V261H36ZM46 262V261H45ZM44 262V263H45ZM48 262V261H47ZM64 262V261H63ZM195 262V261H194ZM197 262V261H196ZM195 262V263H196ZM210 262V261H209ZM229 262V261H228ZM12 263H13V261H12ZM22 263V262H21ZM25 263V262H24ZM30 263V262H29ZM66 263V262H65ZM217 263H220V262H217ZM239 263V262H238ZM244 263V262H243ZM33 264H35L34 262H33ZM38 264H39V262H38ZM43 264V263H42ZM54 264V263H53ZM61 264H63V263H61ZM162 264V263H161ZM180 264H181V262H180ZM199 264V263H198ZM201 264H206L205 262L203 263H201ZM229 264H231V263H229ZM262 264H264V262L262 263Z\"/></svg>",
    "mask_w": 264,
    "mask_h": 264
}]
</instances>
